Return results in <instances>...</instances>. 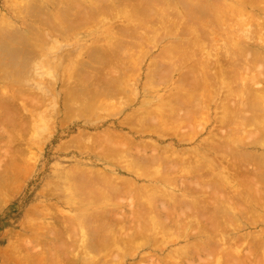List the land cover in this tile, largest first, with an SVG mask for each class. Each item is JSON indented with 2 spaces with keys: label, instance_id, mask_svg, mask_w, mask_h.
<instances>
[{
  "label": "rangeland",
  "instance_id": "obj_1",
  "mask_svg": "<svg viewBox=\"0 0 264 264\" xmlns=\"http://www.w3.org/2000/svg\"><path fill=\"white\" fill-rule=\"evenodd\" d=\"M15 1V2H14ZM36 0H0V48L2 49H0V175H1V177H0V179L2 180H0V264H48V259H50L51 257H49V256H52V258L50 259V260H53V259H55L54 260V263L53 264H65L66 262V264H84V260H85V263H87V264H104V263H107V262H104V261H106V260H104V258H109L110 257V259H111V257L113 256V254H115V253H113L115 250H116V248H117V245L116 244H113L111 241H104L105 239H103V243H101L102 242V240H98L99 238H102L103 236H101V235H103L102 234V232H104V234L106 235V231H105V229L107 228L106 227V225L107 226H109L110 225V222L108 223L107 221H108V218H110L109 219V221L110 220H112L111 221V225L114 223V226L115 225H117V223L119 222V221H117V223H115L116 221L115 220H120V219H122V221H123V223L122 224H118L119 226H115V228L116 227H118V229L120 230V228L121 227H123V229L125 230V228H126V230L127 231H130V234H129V232H127L126 230L124 231L123 230V232H120L119 234H118V236L119 237H117V239H119L120 240V235L121 236H123L124 234H126V238H128V240H130L129 241V243L132 241L133 242V239L135 238H137V236H139V234L141 233V231H142V229H143V234H146L145 236H146V238H145V236H142V233L140 234V236L142 237L141 238V240L139 239L140 238V236H139V238H137V239H139V240H137L136 239V242L134 241V243H132V248H131V244L130 245H128L129 243H128V241H127V239H125V241L127 242V244H125L126 245V247H124L125 249H123V247H122V245H120L119 247L122 249V250H120V249H118V250H120V252H121V255L123 256L124 255V258H123V260H122V257H121V255L119 256V254L117 255L119 258H121V261H118L119 263H116V264H149L150 262H152V264L154 263V261H156V260H159V258L161 259L162 257L161 256H163V255H165L164 257L166 258L167 256H168V258L169 259H166L167 261H169V263L170 262H173V264H202V263H204V264H208V262H209V260H210V257L211 256H214L215 255V258H213L212 260H214L215 262H217L218 261V257H219V251H215L216 253H214L213 251H212V249L214 248V246H215V249L217 248L216 247V245L218 246V243H216V242H214L213 241V237L215 236V235H217V236H215V237H218V236H221L222 234H227L226 236L229 238V236H231V238H234V237H236V235H238V236H244V235H246V234H253V232H254V234L256 233V234H259V233H261V232H264V220H262V216H260V214H259V219H258V212H260L262 215H264V212L259 208V206L257 205L258 203L254 200V202H253V200L252 199H250V200H247L248 202H249V204L248 203H246V200H245V202L244 201H241L242 202V206H245V207H250L249 209L248 208H245V209H248V210H244V212H241V213H238V210L236 211V213L233 211H231V210H229V213H231V215L233 216V214H235L236 215V217H235V215H234V217L235 218H239V220L237 221V222H235V224H236V226H239L240 228H235V224L233 225V223L231 222L233 219L231 218V215H228L227 216V214H229V213H226V214H224V212H223V214H222V212H220V214L219 213H216L215 215H213L214 216V218L216 217V216H219V219H221V221H220V225H221V227L220 226H215V224H214V226H212L213 224H211V222L210 223H208L210 220H208V221H206L205 222V220L204 219H202V217H200L199 218V216H196L195 214H197V215H199L198 213H195L196 212V210H195V206L193 205V203L196 205V202L198 203V201H196V199L198 198V199H202V197H203V195L201 194L202 193V191L204 190V189H201V186L197 183L198 181H199V179L200 178H202V177H200V172H198V171H200V169L202 168V165H203V167H204V165L206 164V168L204 169V171H202V169H201V171L202 172H204V174H205V177H207V176H211V173L212 172H216L217 173V168H216V166H214V165H210L209 164V162H210V160H211V158H212V156H216L217 155V153H215V152H213V150H211L210 151V149H206V147H207V144H208V142L206 143V141L208 140V137H210L213 133H219V136H221L222 135V133H221V127H220V124H219V122H218V119L216 118V116H220L221 114H219V112H217L218 113V115H217V113H216V107H215V105H212L211 104V108H210V113L208 114V123H206L205 121H203V119H202V123L200 122V118H202V117H200L199 116V118H198V120L199 121H197V120H195L198 116H196V118H194V120H195V122H190L191 124H192V126H191V124H189L190 125V127L191 128H189L188 127V125L187 126H185L186 124H184L185 122H184V120H183V116H182V114L180 113L181 111H183V108L181 107V105H179V103L181 104V98L179 97L180 95H182L181 93H182V90L180 89V86H179V84L180 83H175L176 81H178L179 80V76H178V74H176L175 76H170L167 72L165 73V75H164V73H163V69H165V67H163L162 66V68L160 67L159 69H158V67L160 66V64H163V63H165L164 61H163V59H159V58H155V57H157L158 56V54L157 53H161V51H163L165 48H168L170 45L167 43V42H170V38H169V36L168 35H166V34H162V35H157L158 33H159V29L160 28H158V33L156 34V37H155V33H153V35L152 34H150L149 35V37L151 38V36H154V38L155 39H153V37H152V43H151V41L149 42V38H148V36H146V32L147 31H145V30H147V29H143V25L145 26V24L147 25V23H151V22H147V21H150L148 18H146L145 16H144V13H149V9H148V12H147V9L145 10V11H141V12H144L143 13V16H144V18H143V16H141V13H139L140 14V16H141V19L143 18V20H145V24H140V23H135V21H137V20H134V22H132V23H134V24H132L130 21V19L129 18H126L125 16L124 17H122L123 15H121V13H120V15L121 16H119V17H117V12H118V10H117V8H116V10H117V12L116 11H114V12H116L115 14V16L116 17H114L113 18V14H112V11L111 10H113V9H110V7H109V9L107 8L108 7V5H110V3H111V1H113V0H108L107 2H105V4L104 3H102V2H104V1H106V0H63L64 2L62 3L61 1L62 0H37L36 2V4L35 3H33V2H35ZM49 1H53L52 3L51 2H49ZM59 1V3L57 4L56 2H58ZM70 1V2H69ZM142 1V0H141ZM141 1H140V3H141ZM145 1V0H144ZM176 0H173V5L175 4H177L176 2H175ZM196 1H198V0H196ZM200 1L201 0H199V4H200V7L201 8H203V6H206V5H203L204 4V2H202V5H201V3H200ZM203 1V0H202ZM207 1V0H206ZM216 1H218V3H220L219 1L220 0H216ZM215 1V2H216ZM18 2V3H17ZM54 2H55V4H54ZM61 2V3H60ZM101 2V3H100ZM125 2V4L124 3H121V4H119V7H120V5H122L123 4V6H124V8L127 6V5H129V4H135L136 2L137 3H139L137 0H133V1H129V0H125L124 1ZM128 2V3H127ZM130 2H132V3H130ZM143 2V1H142ZM175 2V3H174ZM259 2L262 4V3H264V0H259ZM32 3L33 4H35V6H32V7H30V4L32 5ZM73 3H74V6H72L73 5ZM136 3V4H137ZM259 3V4H260ZM17 4V5H16ZM21 4V5H20ZM22 4H23V6H22ZM38 4V5H37ZM44 4V5H43ZM52 4V5H51ZM100 4L102 5V6H100ZM163 4V3H162ZM41 5H43V8L44 9H42V12L44 11V13H45V15L47 16V18H50L51 19V26H52V23L54 24L53 26H54V29L56 28V29H58V28H61V31H60V29H59V31L58 30H53L52 29V31L50 30V28L48 27V25L49 24H46L47 22H46V20H44L45 21V23H44V21H43V23H42V25H40L41 23L40 22H42V21H39L41 18H39V17H37V16H40L39 14H41L42 12L40 11V12H38L39 10H37V8H39ZM53 5H55V7L53 6ZM58 5V6H57ZM99 5V6H98ZM145 6H146V3L144 4ZM172 5V6H173ZM215 5V4H214ZM217 5V4H216ZM215 5V6H216ZM38 6V7H37ZM53 6V7H52ZM57 6V7H56ZM123 6L121 7V9H123ZM132 5H130V6H127V7H131ZM139 6V5H138ZM141 6H143L142 5V3H141ZM164 7L165 6H167V4L165 3L164 5H163ZM169 6V5H168ZM167 6V7H168ZM183 6V5H182ZM185 6V5H184ZM240 7L242 6V7H244V9H242V11L243 12H246V13H248V14H246V13H243L242 11H241V9H240V11L242 12V13H237V12H239V11H237L236 13L237 14H239V15H237L236 13V15L237 16H235V18H234V16L233 15H231L230 13V15L229 14H226V15H228L227 17H232L233 16V18H227L228 19V21L226 20V23H228L227 25H226V23H225V26H221V29H223L224 27L226 28H228L229 26H230V24H231V26L229 27V29H225L224 28V30L225 31H227L228 30V32H225V33H229V34H231L230 36L231 37H233V36H235V37H233L234 38V42H237L236 44L237 45H243V47L244 46H246V48L248 49H251V50H253V49H255V50H257V51H260V53H261V56H263L264 57V27H262L261 25H263L264 26V22L262 23V19H264V12H258L255 8H253V7H251V6H249V5H247V4H245V5H239ZM87 7V8H86ZM94 7V8H93ZM98 7V8H97ZM159 7H161V6H159ZM169 7H171V5L169 6ZM186 7V6H185ZM184 7V10H188V15H187V13H186V15L184 14L185 13V11L183 12V10H181L182 12H183V17H185L186 16V21H187V23H183L182 24V27L184 26V24L186 25V26H188V24H189V21H190V17L192 18L193 16H191L192 14L190 13V12H192L191 10H189V8H185ZM192 6H190V8H191ZM19 10H18V9ZM25 8V9H24ZM36 8V9H35ZM41 8L42 7H40V10H41ZM47 8V9H46ZM54 10H53V9ZM63 8V9H62ZM91 8H93V11H92V9ZM114 8V9H115ZM173 8V7H172ZM181 8H183V7H181ZM20 9H23L22 11H23V13H21L20 12ZM35 9V10H34ZM58 11H57V10ZM60 9V10H59ZM70 11H69V10ZM168 8H166V11L167 12H170L171 13V18L172 17H175V18H178V20H180L181 18L180 17H177V14L176 13H174L175 11H173L172 12V10H171V8L169 9V11L167 10ZM173 9H177V8H173ZM18 10V11H17ZM26 10H28V11H26ZM29 10H30V12H29ZM34 10V11H33ZM46 10V11H45ZM90 11V13H92V14H90L88 11ZM96 10V11H95ZM105 10H107L108 11V14L107 13H104V11ZM111 11V13H110V11ZM128 12H130V10H128V9H126ZM244 10H246V11H244ZM25 11L27 12V13H25ZM69 11V12H68ZM84 11H86V12H84ZM99 12V14H93V12ZM100 11H102V12H100ZM107 11H105V12H107ZM29 12V13H28ZM36 14H35V13ZM37 12L39 13L38 15H37ZM47 12V13H46ZM71 12V13H70ZM87 13L88 12V14L89 15H91L90 17L91 18H89L87 15H84V13ZM113 12V13H114ZM120 12H121V10H120ZM251 12H252V14H251ZM43 13V14H44ZM49 13V14H48ZM69 13L71 14V15H69ZM100 13H102V14H100ZM151 13L152 12H150V17H149V15H148V17L149 18H154L155 19V17L156 16H152L151 15ZM170 13H169V15H170ZM254 13L255 14H257V16L258 15H260V17H258L257 19V21H259V20H261V22L259 23V22H257V24H254V25H250L251 23H255V22H253V20H252V17H257V16H254ZM26 16H24V15ZM36 15V17H35V15ZM107 14V15H106ZM111 14V15H110ZM118 14H119V12H118ZM147 14H145V15H147ZM153 14V13H152ZM234 14V13H233ZM234 14V15H235ZM81 15H83V16H81ZM92 15H94L93 16V19H92ZM113 15V16H112ZM173 15H175V16H173ZM189 15H190V17H189ZM204 15V14H203ZM249 17H248V16ZM252 17H251V16ZM24 18H23V17ZM29 16V17H28ZM46 16L45 17H43L44 19L46 18ZM76 16V17H75ZM95 16H96V18H95ZM99 16V20H97L98 17ZM103 16V18H101ZM105 16V17H104ZM108 16H109V18H108ZM139 16V17H140ZM152 16V17H151ZM181 17H182V15H180ZM207 16H209L208 18H210V16H211V14L209 15H207ZM207 16L205 17L206 19H204V17H202L204 20H209V22H210V19H208L207 18ZM212 16H214V15H212ZM2 17H4V20H2L3 18ZM19 17V18H18ZM28 17V18H27ZM35 17V18H34ZM52 17V18H51ZM63 17H64V19H65V21L67 20V22H65L64 21V19H63ZM81 17V18H80ZM87 17V19L89 18V19H92V21H90L89 19V21L87 20H85V19H83V18H86ZM169 17V18H170ZM182 17V19H184L185 20V18H183ZM251 17V18H250ZM8 18V19H7ZM39 18V20H37ZM43 18H42V20H43ZM101 18V19H100ZM157 18V17H156ZM175 18H172L173 20L175 19ZM211 18H214V21H216L215 20V17H211ZM35 19V20H34ZM105 19V20H104ZM129 19V20H128ZM138 19H140V18H138ZM148 19V20H147ZM154 19H152V20H154ZM168 19V18H167ZM172 19H170L172 22H173V20ZM225 19H226V17H225ZM248 19H251V21H249ZM30 20V21H29ZM73 20V21H72ZM84 20V22H89V25H88V23L86 24V23H80V21H83ZM95 20L97 21L96 23H95ZM124 22H130V23H124ZM151 20V21H152ZM157 20L159 21V23H160V20H159V18H157ZM157 20L155 21V22H157ZM169 20V19H168ZM169 20V21H170ZM177 20V19H176ZM175 20V22L177 23V21ZM203 20V21H204ZM32 21V22H31ZM38 21V22H37ZM49 21V20H48ZM54 21V22H53ZM69 21V22H68ZM72 21V22H71ZM100 23H99V22ZM212 21V20H211ZM225 21V20H224ZM255 21V20H254ZM8 22H11V25L8 23ZM13 22V23H12ZM35 22H37L36 24H35ZM74 22V23H73ZM144 21H142V23H143ZM155 22H153L154 24H158V22L157 23H155ZM183 22H185V21H183ZM250 22V23H249ZM7 23V24H6ZM36 25H34V24ZM74 24V27L72 26L73 24ZM178 23H180V22H178ZM218 23V22H217ZM217 23L215 22V24H216V26H217V30L218 29H220V25H217ZM222 23V22H221ZM220 23V21H219V24H221ZM258 23L259 24H261V25H258ZM46 24V25H45ZM80 24V25H79ZM95 24H96V26H95ZM132 24V25H131ZM139 24V25H138ZM152 24V23H151ZM8 25H10V26H12V27H10V26H8ZM32 25V27H33V25H34V28H31L32 29V33H30L31 32V30H26V29H29V26H31ZM39 25V26H38ZM45 25V26H44ZM56 25H58V26H56ZM82 25V26H81ZM127 25H130V28H125L124 26H127ZM136 25V26H135ZM149 25V24H148ZM153 25V24H152ZM156 25H153V26H156ZM168 25V24H167ZM170 25V24H169ZM211 25H214V24H212L211 23ZM229 25V26H228ZM256 25H258V26H260V28L258 27V26H256ZM8 28H7V27ZM66 26V27H65ZM69 26L70 27H72V28H69ZM82 27L81 29L79 28V27ZM150 27H151V25H149ZM152 26V27H153ZM185 26V27H186ZM215 26V27H216ZM28 27V28H27ZM38 27H40V28H38ZM58 27V28H57ZM68 27V28H67ZM94 27V28H93ZM120 27V28H119ZM125 28L126 29V32L124 31L125 29H123V28ZM150 27L148 28V27H144V28H148L149 29V31L151 30L150 29ZM185 27H183V28H185ZM219 27V28H218ZM67 28V29H66ZM78 29L76 32H73V30L75 31V29ZM84 28V29H83ZM136 28H138V31L139 30H141V31H139V33L141 32V33H143V35L140 33V35L142 36V37H147V40H146V42H145V40H144V44L142 45V47L140 46H136L137 45V43H135L136 45H135V47H137V48H135L134 47V45H132L133 43H134V40L135 39H137L138 38V36H139V38L137 39V40H139L140 39V35H139V33L137 34V38H135V37H133L134 38V40H133V38H132V35L134 36V35H136V32L134 31V29H136ZM164 27H161V29H163ZM259 28V29H258ZM10 29V30H9ZM18 29H19V31H21V32H18V33H16L17 31H18ZM36 29L37 31L36 32H38V31H40V29L42 30V31H47L48 30V32H50L51 33V38L53 37L54 38V41H53V39H52V41H51V39H46V38H41V40L43 41V40H45L46 42L48 41L50 44H49V46L47 47L46 45H48V43L46 44V45H42V44H45L44 42L42 43V41H39L40 40V37L41 36H44V35H40V37L38 36V42H37V36H36V34H34V30ZM165 29V28H164ZM160 30L162 33L163 32H167L166 30ZM123 32H122V31ZM229 30H230V32H229ZM250 30V31H249ZM25 31V34L26 35H23L22 33ZM42 31H40V32H42ZM68 31V32H67ZM79 31V32H78ZM121 31V32H120ZM128 31V32H127ZM131 31V32H130ZM148 31V32H149ZM254 31V32H253ZM12 32H13V34L14 33H16L14 36H12L13 34H12ZM27 32V33H26ZM119 32H120V34H119ZM219 32H221V34L222 35H226L224 32L222 33V31H218V33ZM39 33V32H38ZM38 33H37V35H38ZM43 33V32H42ZM59 33V34H58ZM152 33V32H151ZM234 33V34H233ZM8 34V35H7ZM12 34V35H11ZM20 34H22V35H20ZM33 36H32V35ZM55 34V35H54ZM61 34H63V35H61ZM110 35L111 36V38H110V36H107V35ZM220 33H219V36L218 37H220V41L218 40V37H216V39L218 40V42L220 43H218L219 45H220V47L222 48V46H223V44L222 43H225V40H222V38L223 39H227L228 37H226L225 38V36H222ZM251 34V35H250ZM7 35V36H6ZM17 35V36H16ZM59 35V36H58ZM66 35V36H65ZM72 35V36H71ZM118 35H121V36H118ZM186 35V34H185ZM190 34H188L187 35V37H185L184 35H182V34H180V36H179V39H178V41H180V40H187V39H189L188 38V36H189ZM11 36V37H10ZM21 38H20V37ZM29 36H32V37H29ZM36 36V37H35ZM60 36H63L64 38H62V37H60ZM108 38V40H107V38ZM129 36V37H128ZM130 36H131V38H130ZM164 36H165V38H164ZM166 36H168V37H166ZM182 36V37H181ZM216 36H217V34H216ZM222 36V37H221ZM254 36V37H253ZM9 39H8V38ZM16 37V38H15ZM19 37V38H18ZM24 37H26V38H30V41L28 40L27 41V39H25ZM35 37V38H34ZM115 37L118 39H116V41H115ZM124 37V38H123ZM141 37V38H142ZM145 37V38H146ZM160 37V38H159ZM189 37H191V35L189 36ZM253 37V38H252ZM24 38V39H23ZM34 38V39H33ZM106 38V39H105ZM110 38V39H109ZM112 38H114V39H112ZM156 38H158L157 40H156ZM162 38H164V39H162ZM204 38V37H203ZM215 38V37H214ZM250 40H249V39ZM119 39H121V41L119 40ZM144 39V38H143ZM209 39V40H208ZM17 40V41H16ZM208 40V42H210V41H212V39L211 38H209V36L208 37H205V41H207ZM229 40H230V37H229ZM228 39L226 40V41H229ZM252 40H254V42L252 41ZM28 42V44L26 43V42ZM57 41V42H56ZM110 41V42H109ZM141 41V40H140ZM156 41H157V43H156ZM224 41V42H223ZM233 41V39L231 38V40L229 41L230 43ZM242 42V43H239V42ZM11 42V43H10ZM129 42V43H128ZM133 42V43H132ZM137 42V41H136ZM149 42V43H148ZM222 42V43H221ZM253 42V43H252ZM16 43L18 44L17 45V47H16ZM30 43L31 44H33V46L35 45H38V47L40 46V44L42 45V46H46V48L48 49H46V48H44V50L41 52L40 51V49L42 50V48L41 47H39L38 49L37 48H34L33 49V46L31 45L30 46ZM113 43V44H112ZM130 44L129 46H128V48H127V46H126V44ZM132 43V44H131ZM141 44L143 43V42H140ZM211 43V42H210ZM212 43H214V42H212ZM52 44V45H51ZM138 44H139V41H138ZM149 44V46L147 47V45ZM229 44V43H228ZM235 44V45H236ZM64 45H65V47H64ZM69 45V46H68ZM113 45V46H112ZM122 45V46H121ZM144 45H146V54H145V56H144V54H143V56H138V55H141L142 53H143V50H139V48H143V46ZM222 45V46H221ZM234 45V44H233ZM24 46V47H23ZM119 46V47H118ZM126 46V47H125ZM166 46V47H165ZM3 47V48H2ZM4 47H6V48H4ZM7 47H8V49H7ZM37 47V46H36ZM60 47H61V49H60ZM62 47H64V48H62ZM122 47V48H121ZM226 47V46H225ZM225 47H223L224 48V50L226 51V49H225ZM232 47V46H231ZM231 47H229L230 48V51L232 50L233 51V49H231ZM237 47V46H236ZM240 47V46H239ZM242 47V46H241ZM16 48L18 49V50H16ZM51 48V50H49ZM92 49V51L94 52V50H95V52L94 53H96V50H98V52L99 53H96L97 55H99V54H101L102 52V55H99V58H100V56H103V54L105 55V57L103 58L104 60H108L106 57H107V54L109 55L108 57H110V55L112 54V52H115L116 53V58H118V56L121 58V60H118V59H116L115 58V60L113 59L114 57H112L113 56V54H112V59L114 60V61H118V64H120L119 62H121L122 60L124 61V64L123 65H128L129 64V62L131 63L130 65H129V67H131V68H133L134 69V67H135V69H136V67H139V65H141V67L138 69V71L136 70L135 72H133L132 70H131V68H129V70L128 71H130L131 70V72H133V73H131V72H129L128 74L126 73L127 71L125 70V68H127V67H125L124 66V68H120V65L119 66H117L118 67V70H117V68H114V66H113V63L112 64H108L109 62L108 61H104V60H102V58L100 59V60H102L104 63H106V64H108L107 65V67L108 66H110L111 65V67L112 68H114L115 70H113V71H118L116 74H118L119 72L122 74V75H124V76H127L128 78V81L130 80V82H132V84L131 83H129L128 81H127V79L124 77V76H122V79H121V74H119L120 76V81H116L117 79H118V76H117V79L115 78L116 77V74L114 75V73L115 72H112L113 74H110V71H111V69H109V67L108 68H104L103 67V64H101L102 63V61L101 62H99L100 60H99V58H97L95 55H93L94 53H92V51H91V57H92V59H91V57L89 58L87 55L89 54V52H90V49ZM111 48H115V51H113V49L111 50ZM118 48V49H117ZM125 48V49H124ZM145 48H143V49H145ZM164 48V49H163ZM223 48L222 49H220V51L222 52L221 54V56H222V58H223V61H225V59H224V55H225V53H224V51H222L223 50ZM7 49V50H6ZM11 49V50H10ZM22 49V52L20 51ZM32 49V50H31ZM53 49V50H52ZM55 49H56V51H55ZM60 49V50H59ZM100 49V50H99ZM102 49L105 51V50H107V51H105V53H107V54H105L104 53V51H102ZM121 49H123V51H118V50H121ZM138 49V50H137ZM245 49V48H244ZM248 49V51H250ZM17 51V53H18V51H19V54H17V53H15V51ZM28 50V51H27ZM31 51V54H33V52H35V50L39 53V55H36L37 53L35 52L34 53V56L33 55H28V53ZM59 50V51H58ZM127 50V51H126ZM149 50V51H148ZM9 51V52H8ZM24 51V52H23ZM25 51L27 52V53H25ZM33 51V52H32ZM102 51V52H101ZM126 51V52H125ZM140 51H142L141 53H138V52H140ZM145 51V50H144ZM231 51V52H232ZM246 49H245V51H243V52H248ZM7 52H8V54H7ZM11 52H13V53H11ZM21 52V53H20ZM45 52V53H44ZM49 52V53H48ZM101 52V53H100ZM122 52H125V54L123 53V56L121 55L122 54ZM130 52V55H133V56H129V54L127 55V53H129ZM134 52H137L138 54L137 55H134L133 53ZM243 52H241V57L243 56V55H245V54H243ZM10 53H11V55H10ZM26 54L27 56H29V58L31 57V58H33L32 59V61H34V62H32L31 61V58H30V60H29V63H27L26 62V59L28 58L27 56H23V54ZM145 53V52H144ZM230 53V52H229ZM233 53V52H232ZM231 53V54H232ZM41 54V55H40ZM44 54V55H43ZM50 54V55H49ZM263 54V55H262ZM13 55H15V56H13ZM20 56V58H18L19 56ZM45 55H47L46 57H45ZM52 55V56H51ZM89 55V56H90ZM115 55V54H114ZM161 55V54H160ZM220 55V54H219ZM233 55V54H232ZM55 56V57H54ZM95 56V59H97V61H98V63L96 62V60L95 59H93V57ZM136 56H138V57H136ZM4 57H6L5 59H3ZM13 57V58H12ZM27 57V58H26ZM36 57V58H35ZM37 57H38V59H37ZM44 57V58H43ZM110 57V58H111ZM142 57V58H141ZM144 57V58H143ZM160 57V56H159ZM241 57H238L240 60H242V63H243V59H241ZM24 58V60H22ZM26 58V59H25ZM28 58V59H29ZM41 58H42V60H41ZM88 58V59H87ZM136 58H137V62L136 61H134V59L136 60ZM163 58V57H162ZM243 58V57H242ZM13 59V60H12ZM15 59V60H14ZM54 59V60H53ZM139 59V60H138ZM154 59V60H153ZM156 59V60H155ZM160 60L159 62H157L158 60ZM244 59H245V57H244ZM50 60V61H49ZM65 60V61H64ZM91 60H93L92 62H91ZM109 60H111V59H109ZM152 60V61H151ZM15 61H17V62H15ZM22 61V62H21ZM25 63H24V62ZM28 61V60H27ZM38 61H39V63H41L40 61H42V62H44V64L43 63H41V64H39L40 65V67L39 68H44L45 66H46V69H43L44 71H42V69L40 70V69H38V68H34L33 66L34 65H37L38 64ZM79 61V62H78ZM83 62V64H81L80 62ZM112 61V60H111ZM116 61V62H117ZM122 61V62H123ZM140 61H142V62H140ZM162 61H163V63H162ZM3 62V66L1 65V63ZM10 63V65H11V67L12 66H14V67H12V68H10V66H7L6 67V64H5V67H4V63ZM12 62V63H11ZM14 62V63H13ZM37 62V63H36ZM84 62H87V63H84ZM108 62V63H107ZM126 62L128 63V64H126ZM132 62H134L133 64H132ZM139 62V63H138ZM152 62H154V63H156V65L154 66V68H153V65L152 64H150V63H152ZM261 62V61H260ZM260 62H258V66L256 67V69H254V71L255 70H257V71H261L262 72V68L264 69V67H262V66H264V62H263V64L261 65V67L259 66L260 65ZM24 63V64H23ZM31 63V64H30ZM48 63V65H46ZM111 63V62H110ZM115 63V62H114ZM13 64V65H12ZM25 64H26V66H25ZM30 64V65H29ZM79 64H80V66L81 65H84V66H79ZM85 64H87V65H85ZM89 64V65H88ZM106 64H104V65H106ZM115 64H117V63H115ZM117 64V65H118ZM138 64V65H137ZM159 66H158V65ZM240 62H239V67L241 68L242 66H243V64H242V66H240ZM8 65V64H7ZM16 65L18 66V65H20V66H18V67H20L19 69H18V67H16ZM32 65V66H31ZM39 65H37V66H35V67H38ZM100 65H102V66H100ZM121 65H122V63H121ZM122 65V66H123ZM131 65H133V67L131 66ZM163 65H166V64H163ZM23 66V67H22ZM30 66V67H29ZM42 66H44V67H42ZM48 66V67H47ZM75 66V67H74ZM76 66H78V68H76ZM89 66V67H88ZM121 66V67H122ZM156 66H157V69H156ZM26 67V68H25ZM91 67V68H90ZM98 67H100V68H102L103 69V71L105 70V69H107L109 72V75H113L112 77L111 76H109V78L107 79L108 81H109V83H108V81H107V83H106V86L107 85H109L110 84V77L113 79H115V80H112L113 82L115 81L116 83L118 82H120L121 84H122V86H119V84H117V87L116 88H118V86L122 89V96L121 95H119L120 93H119V89L120 88H118V90L117 91H115L116 89H115V87L113 88V92H115V95H114V93L113 92H107V94H111V95H108V97L109 96H111L112 98H113V101H111L112 99L109 97H107V95H105V93H106V91H105V93L103 92V88L101 87H99V90L101 89L102 90V92L101 91H99L98 90V88H97V91H95V88H94V90H92V91H94L95 93L93 94V92H92V94H93V96L95 97V96H97L98 95V97H102V99L101 98H98V97H95L94 99H95V101L96 102H98V103H94L93 104V99H92V104L91 105H87L88 107H89V110H90V112H92V113H90L89 112V110H86L87 112L86 113H88V114H86L85 113V110H84V114L82 113V111H81V113L83 114V116H81L82 118H80V114H79V112L78 111H75V109L76 108H78V107H81L83 104H84V102L85 101H87V103L89 102V100H85V101H83V99L82 98H84L85 96L86 97H90L91 96V94L89 93V92H91V91H89V89L88 88H85V87H88V84L87 83H89V85H90V82H91V80H94V78H96L95 80H97L98 79V83H101V82H103V78H104V76H102V79L101 78H99V76L96 74V72H102L101 74H105V72L103 73V71L100 69V68H98ZM116 67V66H115ZM150 67H151V69H150ZM259 67H260V69H259ZM3 68V69H2ZM7 68H10L11 70L12 69H14L15 70V74L13 73V71H9V70H7ZM24 68V69H23ZM27 68H28V73H25V72H27V71H25V70H27ZM30 68V69H29ZM32 68V69H31ZM34 68V69H33ZM75 68V69H74ZM95 68H98V70H101V71H96L95 72V70H97V69H95ZM259 70H258V69ZM2 69V70H1ZM6 69V71H8V72H6V71H4ZM48 69V70H47ZM72 69H73V72H74V70H75V72L73 73V74H71L72 72ZM77 69H78V71H77ZM81 69L83 70V72H81ZM94 69V70H93ZM119 69H120V71H119ZM134 69V70H135ZM17 70H18V72H17ZM19 70H20V72H19ZM30 70V71H29ZM51 70V71H50ZM84 70L88 73V75L87 76H85V78L82 80L81 78H83V77H81V78H76L77 76L78 77H80L81 75H83L82 73H84V74H86L85 72H84ZM162 70V72L161 73H163V78H164V76H167V79H169V80H166V81H164L166 78H164V80H163V78L160 76V79H159V72ZM39 71L42 73V77H41V74L39 73ZM46 71V72H45ZM80 71V72H79ZM124 71H126V72H124ZM151 71V72H150ZM159 71V72H158ZM165 71H167V68H166V70ZM4 72H6V73H8V74H11V77L9 78V75L7 74V75H4L5 73ZM13 74H12V73ZM30 72V73H29ZM31 72H32V74H31ZM37 72V73H36ZM92 73V72H94L96 75H97V77H94V76H89V73ZM138 72V73H137ZM150 72V73H149ZM154 72H158V73H154ZM252 72V71H251ZM256 72V71H255ZM263 72H264V70H263ZM263 72L261 73L262 74V77H264V74H263ZM33 73H35V76L33 75ZM51 73H52V75H51ZM66 73H68V74H66ZM108 73H106V76L105 77H107V74ZM254 73V72H253ZM23 74V75H22ZM25 74H27V76L28 77H25ZM29 74V75H28ZM39 74V75H38ZM81 74V75H80ZM93 74V73H92ZM153 74H155V75H153ZM167 74V75H166ZM256 74H257V72H256ZM256 74H254V75H256ZM94 75V74H93ZM100 75V74H99ZM131 77H133L132 79L131 78H129L130 76ZM161 75V74H160ZM170 76V78H168L169 76ZM248 75L250 76L251 74L250 73H248ZM7 76H8V78H7ZM18 76H22V77H20V78H22V79H20ZM24 76V77H23ZM30 76V77H29ZM69 76V77H68ZM75 76V78H73ZM84 76V75H83ZM115 76V77H114ZM154 76H156V77H154ZM256 76H258V74L256 75ZM259 76H261V75H259ZM87 77V78H86ZM91 77H94V78H92L91 79ZM124 77V78H123ZM261 77V78H262ZM14 78V79H13ZM20 80H19V79ZM25 79V81H24V79ZM55 78V79H54ZM68 78V79H67ZM147 78H150V80H151V78H152V80L150 81L149 79H147ZM154 78V79H153ZM178 78V79H177ZM260 77H258V79L257 80H255L256 81V83H254L253 81L251 82V83H249V84H252V85H250V87L249 88H251V89H253V87L254 86H256V88L254 87V89L253 90H258L257 89V86L261 89V85H262V87L264 86V83L263 82H261L262 81V79H261ZM12 79V80H11ZM27 79V80H26ZM89 79V82H87V80ZM101 80V82H100V80ZM110 79V80H109ZM125 79H126V81H125ZM177 79V80H176ZM74 80H76L75 82H74ZM123 80V81H122ZM176 80V81H175ZM259 80V81H258ZM261 80V81H260ZM18 81V82H17ZM39 81V83H37ZM50 81V82H49ZM79 81L81 82L80 84H79ZM124 81H125V83H124ZM147 83H146V82ZM264 81V80H263ZM65 82V83H64ZM73 84H72V83ZM95 82V81H94ZM113 82H111V83H113ZM149 82H152L153 83V85L152 84H150ZM154 82H155V84H154ZM17 83V84H16ZM38 85H37V84ZM64 83V84H63ZM76 83H78L77 85H76V87H74V85L76 84ZM82 83H84V84H82ZM86 83V84H85ZM92 84H91V86L92 85H94L95 86V84L97 83H93V81L91 82ZM97 83V84H98ZM116 83H113L114 85H116ZM124 83V84H123ZM126 83L128 84V86H129V84H130V88L129 87H127L125 90L122 88L123 86L124 87H126L127 85H126ZM239 83H241V82H239ZM239 83L236 85V86H239ZM23 84V85H22ZM70 84V85H69ZM96 84V85H97ZM102 84V83H101ZM100 84V85H101ZM103 84H104V82H103ZM102 84V85H103ZM120 84V85H121ZM148 84L149 85H151V86H148ZM242 84V83H241ZM241 84H240V86H241ZM260 84V85H259ZM65 85V87H63V86ZM82 86L83 85V87L86 89V92L85 93H89L90 94V96H89V94H88V96L87 95H83L84 97H82L81 98V93H79L80 94V99L79 98H77V97H79L78 95H77V89H79L80 88V86ZM86 85V86H85ZM111 85V84H110ZM70 86V87H69ZM90 86V89H93V87H91ZM148 86V87H147ZM24 87V88H23ZM38 87H39V89H38ZM72 87H74V88H76L75 90H72V89H70V88H72ZM83 87H82V89H83ZM98 87V86H97ZM103 87H104V85H103ZM152 87H153V89H152ZM18 88V89H17ZM73 88V89H74ZM110 88H112V85L110 86ZM135 89V90H133V89ZM16 89V90H15ZM29 89V90H28ZM68 89L70 90L69 92H68ZM81 89V90H82ZM84 89V90H85ZM107 91H111L110 89H107V87L105 88ZM115 89V90H114ZM120 89V90H121ZM177 89H178V91H177ZM18 90H20V91H18ZM26 90V91H25ZM67 90V91H66ZM88 90V91H87ZM144 90V91H143ZM243 90H245V88L243 89H241V92L243 91ZM249 90V89H248ZM248 90H246V93H245V91L243 92V97H241V98H245L246 97V95L248 94L247 93V91ZM16 91L18 92V93H16ZM171 91V92H170ZM20 92V93H19ZM31 92V94H29ZM50 93V95L49 96H47L48 94ZM74 92H76V96L74 97V95H75V93L73 94ZM78 92H82V91H80V89H79V91ZM118 92V93H117ZM175 92V94L176 93H178V92H181V93H179L180 95H177L176 96V98L175 97H173L172 99L173 100H171V101H173V102H175V99L178 101V100H180L179 101V103L178 104H176L177 102H175V104L172 102V103H167V102H169V100L171 99V96H175V95H173V93ZM23 93H24V95H23ZM54 93V94H53ZM69 93V94H68ZM70 93H72V96H70L71 94ZM84 93V94H85ZM104 93V94H103ZM126 93V94H125ZM171 95H169V94ZM238 93H240V90H239V92ZM28 94V95H27ZM68 94V95H67ZM119 95V96H121V97H123L124 98V100H122L123 98H121V97H119V96H117V95ZM124 94V95H123ZM19 95V96H18ZM27 95V96H26ZM31 95V96H30ZM240 96H242V93L241 94H239ZM20 96H22V97H20ZM24 96L25 97H28L29 96V100H28V98L26 99V98H24ZM39 96V97H38ZM67 96V97H66ZM125 96V97H124ZM133 96H134V98H133ZM261 96H262V98H260L259 100L261 101V103H260V101L258 100L257 102H259L260 103V106H259V110H257V114H259L258 115V119H259V121H260V119H261V117H263L264 116V102L262 101V99H264V94H261ZM20 97V98H19ZM30 97H32L31 99L33 100H31V102H30ZM42 97V98H41ZM43 97H44V99H43ZM69 97V98H68ZM108 99H107V98ZM115 97V98H114ZM177 97H179V99H177ZM19 98V99H18ZM21 98H22V100H21ZM92 98V97H91ZM100 100H98V99ZM119 98H120V101H119ZM170 98V99H169ZM25 101H24V100ZM35 99V100H34ZM38 99V100H37ZM75 99H79L78 101H82L83 102V104L82 103H80V102H77ZM86 99V98H85ZM88 99V98H87ZM127 99V100H126ZM148 100V102H147V100ZM149 99H150V101H149ZM164 99V100H163ZM166 99V100H165ZM169 99V100H168ZM240 99V98H239ZM238 99V100H239ZM243 99H240V100H243ZM37 100V101H36ZM41 100H43V101H41ZM73 100V101H72ZM91 100V99H90ZM103 100H105V101H103ZM117 101V103L118 104H116L114 101ZM1 101H2V104H1ZM6 101H8V103L6 102ZM39 101H41L40 103H38ZM106 101H109V103L107 102L106 103ZM110 101H111V103H110ZM124 101H125V103L126 102H128V103H124ZM170 101V102H171ZM29 102H30V104H29ZM36 102H37V104L38 105H36ZM75 102V103H74ZM106 103L105 105L103 104V103ZM115 104H114V103ZM121 102H123L122 103V105H126L127 107H125V106H121L119 103H121ZM166 102V103H165ZM28 103V104H27ZM35 103V104H34ZM73 105H72V104ZM263 103V104H262ZM19 104V105H18ZM21 104V105H20ZM25 104H27V105H25ZM32 104V105H31ZM77 104V105H76ZM79 104V105H78ZM81 104V105H80ZM86 104V103H85ZM108 104V105H107ZM111 104V105H110ZM128 104V105H127ZM258 104V103H257ZM257 104H255V106L254 107H257ZM25 105V106H24ZM116 105H118V106H115ZM119 105L122 107V109H121V111L120 112H118V113H120V114H118V113H115L117 110L116 109H118V111L120 110L119 108ZM168 105V106H167ZM169 105H172L173 106V108H172V106H169ZM178 105V106H177ZM259 105V104H258ZM14 106V108H13V110H12V107ZM87 106L85 107L86 109H88L87 108ZM90 106L91 107H93L94 109H96L97 108V110H95V112H93V111H91V108H90ZM95 106H96V108H95ZM101 106V107H100ZM106 106H108V108L106 107ZM146 106V107H145ZM166 108H165V107ZM192 106V105H191ZM191 106H190V108H191ZM9 107V108H8ZM27 108V110H26V108ZM70 107V108H69ZM71 107H73V109L71 108ZM123 107H124V109H123ZM164 107V108H163ZM179 109H178V108ZM194 107V106H193ZM192 107V108H193ZM260 107L261 108H263L262 110H263V113L261 114V113H259L258 111H260ZM16 108V109H15ZM67 108V109H66ZM75 108V109H74ZM92 108V109H93ZM99 108H100V111H99ZM114 110H116V111H112L113 109ZM144 108V109H143ZM156 108H157V110H156ZM11 109V110H10ZM25 109V110H24ZM158 109H160V111H159V113L160 114H162L161 113V111L162 110H164V115L168 118V116L170 115V117H169V119L171 120V117H172V120H173V116L175 115V117L176 118H178V116H179V118H178V120L180 121L181 119H182V121H180V122H184V123H180V122H178L177 121V123L175 122V124L172 122V124L173 125H171V123H170V121H169V119L167 120V121H169V123H167V124H165L164 126L163 125H159L161 128H159V126H158V128H159V130L158 129H156L157 128V126H156V128H154L155 127V124L154 123H156V122H153V124L154 125H152L151 124V121L149 122V117L150 118H153L154 119V117H159L157 120V122H158V124L160 123V121H161V116H160V114L158 113ZM10 110V111H9ZM133 110V111H132ZM175 110H177V111H175ZM248 110V109H247ZM246 109L243 111V113L245 114H247V116H249L250 115V110H248V111H250V112H248ZM254 110H255V108H254ZM6 111V112H5ZM70 111V112H69ZM74 111V112H73ZM107 111H109V112H107ZM112 111V112H111ZM173 111V112H172ZM179 111V112H178ZM77 112H78V114H77ZM113 112H114V114H113ZM122 112V113H121ZM137 114H136V113ZM156 112V113H155ZM175 112V113H174ZM8 113V114H7ZM12 113V114H11ZM75 113V114H74ZM100 113V114H99ZM110 113V114H109ZM112 113V114H111ZM133 113H135L133 116H132V114ZM142 113V114H141ZM145 113V114H144ZM150 114V116H149V114ZM158 113V114H157ZM177 113H179V114H177ZM184 113V112H183ZM216 113V114H215ZM7 114V115H6ZM67 114V115H66ZM86 114V115H85ZM97 114V115H96ZM140 114L141 115H145V117H146V119L145 120H147L148 119V123H150L151 125L148 127H146V129L144 130L143 128H144V126H143V130H141L140 129V126L141 125H143L142 123H141V125L138 123V121L136 120V119H141V118H144V116H142L141 118H137V117H135L136 119H134V116L136 115H138V117H140ZM152 114V115H151ZM168 116H167V115ZM181 114V115H180ZM205 114H207V113H205ZM5 115H6V118H5ZM9 115H13L12 117L11 116H9ZM78 115V116H77ZM99 115V116H98ZM107 115V116H106ZM147 115V116H146ZM260 115H262V116H260ZM74 116V117H73ZM101 116V117H100ZM104 116V117H103ZM180 116H182L181 118H180ZM207 115H205L204 117H206ZM242 116H243V114H242ZM260 116V117H259ZM8 117V118H7ZM128 117H130V119H127ZM174 117V119H176ZM244 118H247L246 116H243ZM4 120H3V119ZM126 118V119H125ZM163 118H165L164 116H163ZM207 118V117H206ZM62 119V120H61ZM152 119V120H153ZM205 119V118H204ZM17 120V121H16ZM122 120H123V122H122ZM134 121V120H136V121H134V123L135 122H137L138 124H139V126H137L138 124H133V122H132V124L133 125H135V128L137 129H133L132 127H134V126H131V124H129L131 121ZM143 121H145L144 119H142ZM165 121H166V119H165ZM173 121H175V120H173ZM197 121V122H196ZM261 121H262V123H261ZM260 122H259V124L261 123V130H262V132L263 133H261V137H260V139H259V141L261 142V141H263L262 143H257V145H259L258 146V152L260 153V154H262L263 156H264V118H263V120H261ZM15 122V123H14ZM17 122H18V124H17ZM22 122V123H21ZM125 122H129V123H126L125 124ZM199 122V123H198ZM205 122V123H204ZM14 123V124H13ZM124 123V124H123ZM144 123V122H143ZM179 123V124H178ZM195 123H197V124H201L202 126H204L203 127V129H202V127L201 128H197L198 126H200V125H198L197 126V124H195ZM203 123H204V125H203ZM22 124H23V126H22ZM118 124V125H117ZM121 124V125H120ZM129 124V126L130 127H128L127 125ZM157 124V123H156ZM177 124V125H176ZM180 124H183V127L186 129V130H184V128L183 127H180V126H182V125H180ZM188 124V123H187ZM249 125H251L250 123H248ZM257 125H255V127L254 126H252L251 125V128H249V125H248V127H246V134L244 133V135L246 136V139H248L247 138V134L249 133V131H251V133H253L254 131L253 130H257L258 131V129H255L256 127L257 128H259V124L258 123H256ZM144 125H146L145 123H144ZM149 125V124H148ZM169 125L172 127V129H173V133L172 132H169L170 130H171V127H169ZM253 125H254V123H253ZM22 126V127H21ZM154 126V127H153ZM162 126L164 127V128H162ZM175 126H177V128H175ZM197 126V127H196ZM4 127V128H3ZM113 127V128H112ZM118 127V128H117ZM187 127V128H186ZM263 127V128H262ZM124 128V129H123ZM148 128H150V130H148ZM154 130H153V129ZM166 128V129H165ZM169 128V129H168ZM180 128H183L182 129V131H180V133H182V134H180V133H178V131H179V129ZM193 129V130H191V132H188V130L189 129ZM196 128H197V130H199V132L197 133L195 130H196ZM220 128V129H219ZM224 128V127H223ZM226 128V127H225ZM224 128V129H225ZM247 128L248 129H251V130H247ZM139 129V130H138ZM156 129V130H155ZM161 129V130H160ZM129 130V131H128ZM151 131V133L150 132H148V131ZM152 130L153 131H157V132H152ZM181 130V129H180ZM112 131V132H111ZM124 131V132H123ZM146 131H147V133H146ZM164 131V134H162V132ZM168 132V133H165V132ZM190 131V130H189ZM201 131V132H200ZM211 131L213 132V133H211ZM253 131V132H252ZM100 132H101V135H103V134H105V133H107V132H111V133H109V134H116L115 135V137H117V135H119L118 137H121V136H123V138H121L122 139V141H123V139L125 140L126 138L125 137H127L128 139L130 138V140H131V142H132V146H134V147H137V148H139V150L138 149H136V153L134 152V156H137V153L139 152V154H138V156H142V155H144V153L145 154H149V155H151V154H154V157H156L157 155H160L161 154V156H162V154H163V151L164 152H168V154L165 156L166 157V159L164 160V161H166V164H165V166H164V164H162L164 161H162L161 162V170H162V172H161V170H160V172L161 173H170V171H169V169H168V167H167V165L168 166H170L169 164H170V162H171V165L172 166H174L175 164H182L183 166H181V165H179V166H181V167H183V168H179L178 167V165H175V166H177V168H179V170H178V173H177V168L175 169L176 171H172L174 168H172V167H170V170H171V172H173V174L171 173V176H172V180H173V177H175V178H177L176 180H175V182L174 181H172V180H169L170 182V184L171 185H173V183L172 182H174V184L176 185H173V186H171L169 183H165V182H163V184H162V182L161 181H163V180H161V176H164V175H160V174H155L154 175V177L153 176H151L150 177V179H145V178H142V177H140L139 178V176H138V174H136V172L135 173H132V172H134V171H132V172H129V170L127 169H125L124 167H122L123 165H119V163H120V161H119V163L118 164H116L118 161V154H116V156H115V154H112L113 156H115L114 158L116 159H114V158H110L111 160H109L108 161V157H105V156H102L103 155V153L101 152L102 151V149L99 151V152H95L94 150L97 148V147H92V148H94V152H92V151H89V149H88V151H87V147H85V146H81L82 147V149L80 148V149H78L79 147V145L77 146L76 145V147H75V143L74 144H71V143H73V141H71L75 136L76 137H81V135L84 137H82L83 139H85V136H89V137H95V135L94 134H96V133H99L100 134ZM125 132H127V133H125ZM192 132H193V134H192ZM86 133H88V134H86ZM149 133V134H148ZM153 133V134H152ZM184 133V134H183ZM187 133H188V135H187ZM189 133H190V135H191V137L189 138ZM195 133V134H194ZM10 134V135H9ZM14 134V135H13ZM98 134V135H99ZM173 134V135H172ZM178 134H180V135H182V137L180 136V135H178ZM16 135V136H15ZM90 135H92V136H90ZM94 135V136H93ZM100 135V136H101ZM253 135V134H252ZM97 136V135H96ZM183 136H185V137H183ZM188 136V137H187ZM75 137V138H76ZM78 137V138H79ZM207 137V138H206ZM212 137H213V135H212ZM211 137V138H212ZM215 137V136H214ZM250 137V136H249ZM253 137V136H252ZM74 138V139H75ZM77 138V139H78ZM82 138H80V139H82ZM6 139H8V140H6ZM11 139V140H10ZM245 139V141H249V140H246ZM251 139V138H250ZM256 139V138H255ZM263 139V140H262ZM252 140V139H251ZM250 140V141H251ZM71 141V142H70ZM77 140H75V142H76ZM85 142H87V139H85L84 140ZM136 142L137 144H135L134 142ZM153 141V142H152ZM66 142H68V144H70L69 145V148L67 147L68 146V144L66 143ZM142 142V143H141ZM145 142H147V144H151L150 146L148 145H145ZM149 142V143H148ZM7 144V145H5V144ZM62 143V144H61ZM65 143V144H64ZM134 143V144H133ZM144 144L143 146H144V148H145V146H146V148L143 150L142 149V147L140 146V144ZM152 143H153V145L155 146V147H153V148H150L151 146H152ZM160 143V144H159ZM9 144H10V146H9ZM76 144H78V142L76 143ZM130 144V143H129ZM138 144H139V146H138ZM162 144V145H161ZM202 144H204V145H202ZM205 145H206V147H205ZM18 146H19V148H18ZM62 146V147H61ZM158 146V147H157ZM163 148H162V147ZM10 147V150L12 149V151H10L8 148ZM72 147V148H71ZM73 147H75V148H73ZM149 149H148V148ZM161 147V148H160ZM165 147L167 148L166 150L167 151H165ZM202 147H204V149L202 148ZM62 150H61V149ZM67 148V149H66ZM77 148V149H76ZM92 148L90 149V150H92ZM156 148V149H155ZM160 148V149H159ZM19 149V150H18ZM162 149V150H161ZM171 149V150H170ZM198 149L200 150V151H198ZM254 149H257V148H254ZM21 150H23L22 152H21ZM81 150V151H80ZM138 150V151H137ZM156 150V151H155ZM207 150V151H206ZM260 150V151H259ZM5 151V152H4ZM7 151V152H6ZM25 151V152H24ZM135 151V150H134ZM140 151L141 152H144V153H140ZM153 151H155V152H153ZM162 151V152H161ZM173 151V153L172 154H169V153H171ZM24 152V153H23ZM161 152V153H160ZM176 152V153H175ZM205 152V153H204ZM157 153V154H156ZM197 153H200V154H197ZM209 154V156H208V154ZM212 153H213V155H212ZM141 154V155H140ZM147 154V155H148ZM165 154V153H164ZM176 154H177V156H176ZM198 156H197V155ZM5 157H4V156ZM8 155V156H7ZM95 155V156H94ZM99 155V156H98ZM168 155H169V157H168ZM170 155H171V157H170ZM200 155V156H199ZM97 156V157H96ZM113 156H110V157H113ZM128 156H132L131 158H133L134 156H133V154L132 155H128ZM164 156V155H163ZM182 156H183V159L181 160V158H182ZM3 157V158H2ZM19 157V158H18ZM96 157V158H95ZM100 157V158H99ZM117 157V158H116ZM144 157V156H143ZM145 157H146V155H145ZM151 157V156H150ZM149 157V160H148V157H146L147 158V161L145 162V159H142L143 161H144V163H143V165H148L147 167H149V166H152L153 165V162H152V160H153V155H152V160H151V158ZM178 157V158H177ZM201 157H204V158H201ZM211 157V158H210ZM16 158H17V160H16ZM95 158V159H94ZM103 158V159H102ZM108 158V159H107ZM135 158V157H134ZM168 158V159H167ZM171 158V160H169ZM175 158H177L176 160H175ZM201 158V159H200ZM206 158V159H205ZM210 158V159H209ZM19 159V160H18ZM106 159V160H105ZM114 159V160H113ZM173 159V160H172ZM187 161V162H185L184 163V161L185 160ZM199 159V160H198ZM112 160L115 162H113L112 163ZM191 160V161H190ZM204 160V161H203ZM209 160V162H207ZM150 161V165H149V162ZM168 161H169V163H168ZM194 161V162H193ZM199 164V168H197V163ZM200 161H202V164L200 163ZM109 162V163H108ZM112 163V165H111V163ZM151 162H152V164H151ZM178 162V163H177ZM191 162H192V165H191ZM89 163V164H88ZM146 163V164H145ZM173 163V164H172ZM186 163H188V164H186ZM194 163V164H193ZM196 163V164H195ZM205 163V164H204ZM98 165V166H97ZM184 165H186V166H184ZM187 165H189L190 167H192V170L194 171V173L196 174V175H193L192 176V172L189 174V173H187V175H185L186 174V169H188V168H186V167H188ZM200 165H201V167H200ZM72 166V167H71ZM107 166V167H106ZM121 166V167H120ZM125 166V165H124ZM154 166H156V167H158L157 166V163H155V165ZM195 166V167H194ZM70 167H71V169H70ZM75 168V171H76V173H74L75 171H74V168ZM104 167V168H103ZM163 167V168H162ZM210 167V168H209ZM81 168H83V170H80ZM106 168V169H105ZM152 168V173H153V167H151ZM165 168V170H163ZM186 168V169H185ZM197 168V169H196ZM214 170V171H212V169ZM80 171H79V170ZM90 169V170H89ZM96 169V171H97V169H98V172H99V174H105L106 173V175H107V173L108 174H110L111 175V177L112 178H115V180L114 181H116V184H117V182L120 180V182H121V178H122V182L124 183V180L127 178V182H129V180H130V183H128L127 185L125 184V183H127V182H125L124 183V185L127 187V188H125V186L123 185V184H121V183H119L120 184V189H122V190H120L119 188H116V190L117 189H119V190H117V193L116 192H114V190L115 189H113V191L111 192V193H109V195H113V192H114V197L112 196L111 198H110V201H109V203H104L103 202V199H99L100 197V194L98 193V192H96V193H98L99 194V196L96 194L95 196H98V197H94L93 195L91 196L90 195V193H91V191L89 192V190H87L88 189V185H89V183H93L92 185L93 186H95V185H98L97 183H96V181L98 180V179H96L98 176H99V174L97 175V177L95 176L96 175V173L97 172H94L93 170H95ZM167 169H168V171H167ZM196 169V170H195ZM199 169V170H198ZM8 170V171H7ZM69 170V171H68ZM126 170V171H125ZM151 170V169H150ZM70 171H72L73 173L71 174L70 173ZM83 171V172H82ZM85 171L88 173H85ZM90 171V172H89ZM102 173H101V172ZM110 171V172H109ZM180 171V172H179ZM184 171L185 172V174L184 173H182V172ZM196 171V172H195ZM206 171V172H205ZM207 171H209V173L207 172ZM210 171H212L211 173H210ZM3 172V173H2ZM92 172H94L95 173V179L94 178H92V176H90L91 174H92ZM105 172V173H104ZM174 172H176V173H174ZM9 173V174H8ZM69 173H70V175H69ZM78 173H80V174H78ZM85 173V174H84ZM180 173V174H179ZM208 173V174H207ZM66 174V175H65ZM76 174V175H75ZM135 174V175H134ZM154 174V173H153ZM152 174V175H153ZM176 174V175H175ZM180 176H179V175ZM181 174H183V175H181ZM198 174V175H197ZM200 174V175H199ZM210 174V175H209ZM75 177H74V176ZM81 177V175H82V177H83V175L84 176H87V177H84V179L86 180L87 178H89V177H91L92 178V180L94 179V180H96V181H88V185L86 184V183H84V181L82 182V180L80 181L79 179H80V177ZM9 176H10V178H9ZM73 176V177H72ZM93 176V177H94ZM109 176V175H108ZM117 176L119 177V178H117ZM187 176V177H186ZM189 176V177H188ZM192 176V177H191ZM2 177H4V178H2ZM70 177H72L71 179H70V184H69V179L68 178ZM78 179H77V178ZM81 177V178H82ZM76 178V179H75ZM91 178L90 179H88V180H91ZM203 178H204V176H203ZM208 178V177H207ZM6 179H7V181H6ZM10 179V180H9ZM66 179V180H65ZM73 179H75V181L73 182ZM119 179V180H118ZM129 179V180H128ZM161 180V181H159V180ZM166 179H167V177H166ZM180 179H182V182H180ZM183 179H185L184 181H183ZM81 182H79V181ZM105 180H107L108 181V183H110V181H109V179H105ZM118 180V181H117ZM156 180H158V181H156ZM179 180V181H178ZM190 180V181H189ZM195 180H196V182H195ZM198 180V181H197ZM72 181V182H71ZM99 181V180H98ZM103 181V180H102ZM113 181V182H114ZM133 181V182H132ZM186 181V182H185ZM100 182V181H99ZM104 182V181H103ZM103 182H102V184H103ZM159 182V183H158ZM95 183V184H94ZM132 183V184H131ZM183 183V184H182ZM186 185H185V184ZM188 183V184H187ZM192 183V184H191ZM4 184V185H3ZM82 184L85 186V187H87V189H84L83 190V188H85L84 186L82 187V190H80V187L79 186H82ZM90 184V185H91ZM101 184V185H102ZM106 184V183H105ZM91 185V186H92ZM100 185V184H99ZM133 185V187H131ZM146 185V186H145ZM68 186H70V189H68L69 187ZM75 186V187H74ZM106 185H103V187L102 188H104ZM113 186H116V185H113ZM141 186V187H140ZM147 186H148V188H147ZM154 186L156 187V189L154 188ZM200 186V187H199ZM5 187V188H4ZM68 187V188H67ZM73 187V188H72ZM79 187V188H78ZM107 187V186H106ZM117 187H119V185L117 186ZM154 189H153V188ZM175 187V188H174ZM92 188V187H91ZM142 188V189H141ZM147 188V189H146ZM184 188H185V190H184ZM195 188H197L196 190H195ZM68 189V190H67ZM72 189V190H71ZM131 189V190H130ZM133 189V190H132ZM142 190L141 192L139 191V190ZM152 189V190H151ZM183 189V190H182ZM86 190V191H85ZM128 190H129V193H128ZM146 190V191H145ZM150 191V193L152 192V193H154V194H150L149 192H147V191ZM156 190H157V194H156ZM163 190H165V191H163ZM169 190V191H168ZM201 190V191H200ZM206 190V191H205ZM204 191H203V193H205L204 194V197L205 198H207V199H211V197H209L210 196V190H208V189H205ZM110 191V190H109ZM119 191V192H118ZM132 191V192H131ZM137 191H138V193H137ZM154 191V192H153ZM183 191H185V193L183 192ZM125 192V193H124ZM127 192V193H126ZM145 192H147L146 194H150L149 195V197H147L146 195H145ZM164 192L166 193V194H164ZM200 192V193H199ZM93 194H94V192H92ZM116 193V194H115ZM133 193V194H132ZM143 193V194H142ZM161 195H160V194ZM171 193V194H170ZM120 194V195H119ZM137 194H139V195H137ZM177 194V195H176ZM78 195V196H77ZM132 195V196H131ZM141 195V197H139ZM142 195H144L143 197H142ZM154 195V196H153ZM164 195V196H163ZM170 195V196H169ZM117 196H119V197H117ZM131 196V197H130ZM150 196H151V200L149 199L150 198ZM152 196H153V198L155 197V196H157V197H155L156 199V201H155V203H156V205H155V203H153L154 202V199L152 200ZM165 196H166V198L168 199H166L165 198ZM172 196V197H171ZM180 196V197H179ZM57 197V198H56ZM102 197H105V196H103L102 195ZM108 197V196H107ZM174 197V198H173ZM72 198V199H71ZM84 198V199H83ZM106 198V197H105ZM108 198V199H109ZM120 198H122V199H120ZM132 198V199H131ZM139 198H142V200L141 199H139ZM145 198H146V200H145ZM251 198H252V196H251ZM79 199H81V200H79ZM87 199H89L88 201H87ZM112 199H115L116 200V202H115V200H114V202L112 201ZM147 199L151 202H149V201H147ZM83 200V201H82ZM92 200V201H91ZM121 200H124V201H121ZM134 200V201H133ZM142 202H144V204L143 205H145V204H147L146 205V209L145 208H143V209H145L146 210V212H147V207H150V209H149V211L147 212V213H144L145 212V210H143L142 209V207H141V205H142V203H141V201ZM146 201H147V203H146ZM180 203H179V202ZM193 201V202H192ZM106 202H107V200H106ZM151 204V205H155V206H152L151 207V205L149 204V203ZM111 203V204H110ZM118 203V204H117ZM140 203V204H139ZM153 203V204H152ZM159 203V204H158ZM179 203V204H178ZM192 203V204H191ZM252 203H254V204H252ZM106 204H108V205H106ZM114 204V205H113ZM132 204V205H131ZM172 204H174V205H172ZM182 204V205H181ZM183 204H186V205H184L183 206ZM188 204V205H187ZM139 205H140V207H139ZM142 205V206H143ZM179 205V206H178ZM199 205V204H198ZM254 205V206H253ZM137 206V207H136ZM173 206V207H172ZM193 206H194V210L192 209L193 208ZM145 207V206H144ZM107 208V209H106ZM114 209L113 211H112V209ZM132 210H131V209ZM140 208V209H139ZM174 208V209H173ZM197 208V207H196ZM109 209H111V211L109 212V214L107 213L108 211L107 210H109ZM138 209V210H141V211H136V210ZM166 210L165 212L163 211V210ZM252 209V210H251ZM257 209V210H256ZM48 210V211H47ZM101 210H102V212H104V214L106 215V216H104L103 217V215L104 214H99V215H96V213L98 212V213H101ZM152 210H155V211H152ZM157 210V211H156ZM168 211V212H167ZM169 211H170V213H169ZM175 211V212H174ZM185 211V212H184ZM191 211V212H190ZM194 211V212H193ZM231 211V212H230ZM248 211H252L251 213L249 212V214H247V212ZM257 211V212H256ZM95 213V215L93 216V214ZM112 212H113V214H115L114 215V217H113V214H112ZM152 214H156L157 215V217L155 216V214H154V216H153V214L151 215L150 213ZM174 212V213H173ZM198 212H199V209H198ZM254 212H256V213H254ZM90 213V214H89ZM126 214V218H125V215H123V214ZM177 213V214H176ZM215 213V212H214ZM247 215H249L250 217H252V216H254L253 218L255 219V217H256V219H258L257 220V222H255L256 220H254L253 218H251L250 220H252L253 219V223L251 224V223H249L250 221H249V216H247ZM53 214H54V216H53ZM78 214V215H77ZM79 214H80V216H79ZM84 214V215H83ZM111 214V215H110ZM121 214H122V216H121ZM135 214V215H134ZM144 214H148V215H144ZM166 216H165V215ZM179 214V215H178ZM222 214V215H221ZM241 214H243V215H241ZM100 215H102L101 217H99ZM108 215H110L113 219H111V217L110 216H108ZM139 215V216H138ZM167 215H168V219L167 218H165V217H167ZM170 215V216H169ZM190 215V216H189ZM224 215H226V216H224ZM77 216V217H76ZM83 216H84V218H85V220H84V218H83ZM86 216V217H85ZM87 216H88V218H87ZM95 216H97V217H95ZM118 216V217H117ZM119 216L120 217H122V218H119ZM133 216H135V217H133ZM142 216H144V217H142ZM153 216V217H152ZM160 216H162L161 217V219L162 218H165V219H167L168 221H167V223H166V225H165V228L167 227V230H171V232H170V230H169V232H166V234H171V233H174L173 235H168L167 237H166V235L164 236L163 234H162V229L161 230H159L160 228H156V227H154L153 225V223H152V221H150L151 219H155V218H159ZM165 216V217H164ZM195 216H196V218H195ZM207 217L209 216V214L208 215H206ZM222 216V217H221ZM242 216V217H241ZM105 217H107V218H105ZM169 217H170V219H169ZM221 217V218H220ZM230 217V220H228L227 218H229ZM67 218V219H66ZM81 218H82V221H85V224H83V222L82 223H80L79 222V219H80V221H81ZM100 218V219H99ZM105 218V219H104ZM114 218H115V220H114ZM130 218L132 219L131 221H130ZM136 218V219H135ZM138 218V219H137ZM147 218V219H146ZM172 218V219H171ZM193 218V219H192ZM197 218H199V219H197ZM205 218V217H204ZM218 218V217H217ZM244 218V219H243ZM247 218H248V223H247ZM103 219H104V221H106L105 223H104V221H103ZM107 219V220H106ZM134 219V220H133ZM142 219H145V220H142ZM194 219H195V221H194ZM209 219V218H208ZM223 219V220H222ZM225 219V220H224ZM264 219V218H263ZM66 220H68V221H66ZM77 220H78V222L80 223V225H81V227L83 226V225H85L86 226V228H85V226H84V228L86 229V231H84L85 233L87 232V234H88V237H86L88 240L90 239V241H88L84 236H82L83 237V239H82V237H79V236H81V234L82 235H84L82 232H81V230L82 229H84V228H82L81 229V227L79 226L78 227V225H79V223L77 222ZM87 220V221H86ZM89 220V221H88ZM99 221V222H97V221ZM101 220V221H100ZM137 220H140L141 221V224L140 223H138V221ZM146 220H148L149 221V223H146V222H148V221H146ZM171 220V221H170ZM190 220V221H189ZM197 220V221H196ZM199 220V221H198ZM201 220V221H200ZM262 220V221H261ZM64 221H66V222H64ZM71 221H75L74 223L75 224H73V225H75L76 227H77V231L79 230V228L81 229L80 231H78V235L80 234L79 232H81V234L79 235V236H77V231L75 232H73L72 233V231H73V227H72V229H70L69 231H68V229H69V227H70V225H68V223L70 224V222ZM113 221H115V222H113ZM145 223H144V222ZM171 223H170V222ZM185 221V222H184ZM186 221H188V222H186ZM192 221V222H191ZM215 220H213V222H214ZM217 222H218V220H216ZM227 221V222H226ZM261 221V222H260ZM92 224H91V223ZM103 222V223H102ZM120 222H121V220H120ZM133 223L132 225L130 224V223ZM135 222V223H134ZM183 222V223H182ZM194 222H195V225H198L199 223H201L200 225H198V226H193L194 225ZM196 222H198V223H196ZM205 222V223H204ZM222 222H224L223 224H222ZM51 223V224H50ZM77 223H78V225H77ZM94 223V224H93ZM96 223V224H95ZM126 223V224H125ZM143 223H144V226H142L143 225ZM184 223H187L186 225H188V226H185V224ZM189 223V224H188ZM191 223H193V224H191ZM208 223V224H207ZM227 223V224H226ZM65 224H67L69 227H67V225H65ZM98 224H99V226H98ZM100 224L102 225V224H106L104 227H106V228H104V231H102L101 229H100V231H98V232H94V230H96V229H98L99 227H100ZM128 224V225H127ZM138 224V226H142V227H144V228H136L135 229V227H137L136 225ZM145 224H147V225H145ZM182 224H184V225H182ZM217 224V223H216ZM239 224V225H238ZM241 224V225H240ZM251 224V225H250ZM256 224V225H255ZM110 225V226H111ZM129 225H130V227H129ZM169 227H168V226ZM193 226V227H190V226ZM201 225H203L204 227H206L205 229H204V227L202 228V226ZM207 225V226H206ZM58 226V227H57ZM95 226H98L97 228L95 227ZM110 226L107 228V230H109L110 229ZM131 226H132V228H131ZM170 226L172 227V228H170ZM184 226V227H183ZM211 228H210V227ZM244 226V227H243ZM67 227V228H66ZM76 227H75V229H76ZM102 227V226H101ZM111 227H113V225L111 226ZM125 227V228H124ZM129 227V228H128ZM180 227L182 228V230L180 229ZM197 227V228H196ZM219 227V228H218ZM56 228V229H55ZM94 229L93 230V232L97 235V233H98V235H100L101 237H99L98 235L97 236H95V234L93 233V232H91L92 231V229ZM114 228V227H113ZM115 228H114V231H116L115 230ZM145 228H147V229H150V230H147V229H145ZM196 228V229H195ZM199 228H201V229H199ZM227 228V229H226ZM74 229V230H75ZM90 229H91V231H90ZM129 229V230H128ZM141 230V231H138L139 232V234L135 237V230ZM175 229H177L176 231H175ZM199 229V230H198ZM230 229V230H229ZM234 229V230H233ZM52 230V231H51ZM56 230V231H55ZM88 230V231H87ZM99 230V229H98ZM111 230H113V229H111ZM132 230V231H131ZM134 230V231H133ZM184 230H185V232H184ZM62 231H64V232H62ZM90 231V232H89ZM97 231V230H96ZM114 231H113V234H114ZM118 231V230H117ZM145 231H147V232H145ZM208 231V232H207ZM211 233H210V232ZM251 231H252V233H251ZM259 231V232H258ZM53 232H55V234H52ZM71 232V233H70ZM110 231H108V233H109ZM112 232V231H111ZM124 232H126V233H124ZM137 232V231H136ZM198 232H199V234H198ZM201 232V233H200ZM208 234H207V233ZM215 232H219V234H216ZM220 232H221V234H220ZM223 232V233H222ZM230 232V233H229ZM61 233V235L62 236H59V234ZM75 233H76V235H75ZM107 233V234H108ZM123 233V234H122ZM164 233V232H163ZM183 233V234H182ZM190 233V234H189ZM214 233H215V235H214ZM64 234V235H63ZM70 234H73V236L72 235H70ZM112 234V233H111ZM128 234V235H127ZM156 234V235H155ZM165 234V233H164ZM179 234V235H178ZM204 234V235H203ZM212 234V235H211ZM253 234V235H254ZM255 234V235H256ZM74 235L75 236H77L79 239H80V241H79V239H76V237H74ZM104 235V237L105 238H107L106 236ZM152 235H153V238H152ZM160 235H163L162 237L160 236ZM175 235V236H174ZM234 235V236H233ZM17 236H19V237H17ZM69 236H70V238H69ZM108 236H109V238H107V240L108 239H110V237H112V235L110 236V233L108 234ZM124 236H123V239H124ZM127 236H129V237H127ZM156 236V237H155ZM161 237V240H162V242L164 243V244H161L160 243V237ZM204 236H205V238H204ZM209 238H207V237ZM211 236V237H210ZM237 236V237H238ZM240 236V237H241ZM69 238V239H67V238ZM96 237V238H95ZM143 237L145 238V240L143 239ZM158 237V239H156ZM164 237H166V238H170V239H167V240H170L171 241V239H172V241H171V243L169 244V242L170 241H167L166 240V238L164 239ZM18 238V239H17ZM62 239V244H64L63 245V247H62V244H61V239ZM64 238H66L65 240H64ZM84 238L87 240V244H86V240H84ZM95 238V239H94ZM175 238V240H173ZM178 238V239H177ZM203 238V239H202ZM212 238V241L214 242V243H209V240ZM257 238V237H256ZM122 239V238H121ZM205 239H207V240H205ZM216 239V238H215ZM214 239V240H215ZM260 239H262V238H260ZM260 239H255V241H254V244L257 242H259V241H256V240H260ZM73 242H72V241ZM82 240V241H81ZM97 242V240H98V245H97V243L95 244V241ZM142 240H144V241H142ZM148 241V243H147V245H144L145 243V241ZM152 240V241H151ZM154 240V241H153ZM156 240H158V242L156 241ZM166 240V241H165ZM253 241V239L252 238H250L249 239V243H250V241ZM21 241V242H20ZM46 243H45V242ZM85 243H84V242ZM92 241V242H91ZM141 241V242H140ZM146 241V242H147ZM165 241V242H164ZM208 241V243H207V245L205 244L206 242ZM211 241V240H210ZM251 241V242H252ZM261 241V240H260ZM53 242V243H52ZM64 242V243H63ZM74 245V246H72V244ZM74 242L76 243V244H74ZM77 242H80V243H77ZM90 242V243H89ZM99 242H100V244H104L105 242H108L109 243V246H108V243H106V246H108V250L105 252L104 250H103V248H101V246H103V245H101L100 246V244H99ZM110 242H111V244H110ZM121 242V241H120ZM150 242V243H149ZM156 242V243H155ZM166 242H167V244H166ZM174 242V243H173ZM85 245H87V246H85V248L86 247H90V245H91V247L92 246H100V247H98V253H99V255H98V253H97V251L94 253L93 251H95L96 249H97V247H96V249L95 250H93L94 248H92V249H90L89 247L88 248H84L86 251H88L89 249L93 252V254H95V255H97L96 257V259L94 260V257H95V255L93 256V255H90L92 252L89 250V252L90 253H88V255H90L89 256V259H88V255H86L85 257H84V255L85 254H87L85 251H84V249H83V244ZM92 243H94V244H92ZM135 243H137V246H135ZM143 243V244H142ZM159 243H160V245H159ZM200 243H202V244H200ZM205 245H204V244ZM248 243V244H249ZM260 243V242H259ZM25 244V245H24ZM67 244H71L70 246L72 247H69ZM121 244V243H120ZM141 244V245H140ZM152 244H156L155 245V247L156 248H154L153 247V245ZM220 244V243H219ZM57 245V246H56ZM78 245V246H77ZM111 245H113V246H111ZM140 245V246H139ZM203 245V246H202ZM20 246V247H19ZM67 246V247H66ZM81 246V247H80ZM106 246L104 245V248H106ZM110 246L112 247L111 248V251H110ZM207 246V247H206ZM213 248H212V247ZM220 246H221V244H220ZM46 247V248H45ZM60 247L62 248V249H60ZM116 247V248H115ZM134 247V248H133ZM137 249H136V248ZM139 247V248H138ZM183 247V248H182ZM200 247L203 249V248H206V249H204L205 250V252H204V254H203V252H201V250L202 249H200ZM219 247V246H218ZM247 247V246H246ZM245 247V248H246ZM254 247H256L255 245H254ZM24 248V249H23ZM75 248V249H74ZM77 248V249H76ZM99 248H101L102 250H99ZM131 248V249H130ZM208 248H212L211 250L210 249H208ZM220 248V247H219ZM257 248H258V244H257ZM256 248V249H257ZM46 249V250H45ZM61 251H60V250ZM64 249H66V250H64ZM82 249V250H81ZM115 249V250H114ZM247 249V248H246ZM12 250V251H11ZM24 250H26V251H24ZM55 250V251H54ZM62 250H64V251H66L67 252V254H68V258L69 259H67V255H66V253L64 252V251H62ZM76 250V251H75ZM81 250V251H80ZM125 250H127L126 252H125ZM206 250H208V251H211V253L210 254H206V252H208V251H206ZM24 251V252H23ZM75 251V252H74ZM83 251V252H82ZM100 251V252H99ZM101 251H103V252H101ZM113 251V252H112ZM18 252V253H17ZM53 252V253H52ZM111 252H112V256H111ZM120 252H117V253H120ZM173 252V253H172ZM201 252V253H200ZM213 252V253H212ZM25 253V254H24ZM81 253V254H80ZM83 253V254H82ZM102 253H104V255L102 254ZM127 255H126V254ZM175 253H176V255H175ZM55 254V255H54ZM60 254V255H59ZM63 254H65V255H63ZM76 254V255H75ZM169 254V255H168ZM214 254V255H213ZM81 255H83V256H81ZM125 255H126V257H125ZM175 255V256H174ZM180 256V259H178L179 258V256ZM202 255V256H201ZM73 256V257H72ZM101 256H103V257H101ZM104 256H106V257H104ZM117 256H115V257H117ZM154 256V257H153ZM30 257V258H29ZM66 257V258H65ZM72 257V258H71ZM83 257H84V259H83ZM93 257V260H91V258ZM117 257V258H118ZM142 257H144V259H146V260H143V258ZM163 257V258H164ZM170 257H172V258H170ZM204 259H203V258ZM207 257H209L208 259H207ZM223 257V256H222ZM27 259V260H24V259ZM73 258H74V260H73ZM103 259V261L101 260V259ZM114 258V257H113ZM156 258V259H155ZM162 258V259H163ZM212 258V257H211ZM221 258V257H220ZM23 259V260H22ZM65 259V260H64ZM77 261H76V260ZM151 259V260H150ZM178 259V260H177ZM217 259V260H216ZM60 260V261H59ZM72 260V261H71ZM89 260V261H88ZM112 260V261H111ZM110 261L108 260V264H115V262H117V260L114 258V259H111ZM116 260V261H115ZM120 260V259H119ZM150 260V261H149ZM174 260H176V261H174ZM208 260V261H207ZM17 263H16V262ZM35 261V262H34ZM63 263H62V262ZM69 261V262H68ZM74 261V263H72ZM207 261V262H206ZM214 261H210L209 262V264H212V262H214ZM52 261H50L49 262V264L51 263ZM149 262V263H148ZM176 262V263H175ZM178 262V263H177ZM192 262V263H191ZM201 262V263H200ZM214 264H220V263H214Z\"/></svg>",
  "mask_w": 264,
  "mask_h": 264
},
{
  "label": "bare ground",
  "instance_id": "obj_2",
  "mask_svg": "<svg viewBox=\"0 0 264 264\" xmlns=\"http://www.w3.org/2000/svg\"><path fill=\"white\" fill-rule=\"evenodd\" d=\"M37 1V0H36ZM33 2V3H37V2ZM54 1V0H53ZM52 1V2H53ZM56 1V0H55ZM91 1V0H90ZM101 1V0H100ZM108 0H106V1H104V2H102V3H104L105 4V2H107ZM125 0H113V1H111V3H110V5H108V9H109V7H110V9H113V10H111L112 11V14L114 15H112L113 16V18L114 17H116L115 15V13L117 12V10H118V12H119V14H118V12H117V17H119V16H121V15H123L122 17H126V18H129L131 21V23L132 22H134V20H137V21H135V23L137 22V23H140V24H145L146 22H145V20H143V18H144V16L146 17V18H148L150 21H147V22H151L153 25H156V24H154L153 22H155L156 20H157V18H159V20H160V23H159V21L157 20V22H158V24L156 25V26H153L151 23H147V25L145 24V26L146 27H150L149 25H151V27H150V31H149V29L148 28H144L145 26L143 25V29H147V30H145V31H147L146 33V36H148V38H149V42L152 40V37H153V39H155L154 38V36H151V38L149 37V35L150 34H152L153 35V33H155L154 35H155V37H156V34L158 33V28H160L159 29V33L157 34V35H164V34H166V35H168L169 36V38H170V42H167L170 46L168 47V48H163L164 50L163 51H161V55L159 54V53H157L158 54V56L157 57H155V58H159V59H163V61L165 62V63H163V61H162V63L163 64H166V65H163V64H160V66L158 67V69L161 67L162 68V66L163 67H165V69H163V73H164V75H165V73L167 72L170 76L172 75V76H175L176 74H178V76H179V80L178 81H176L175 83H180L179 84V86H180V89L182 90V93L181 92H178V93H176L175 94V92L173 93V95H175V96H171L169 93V95L171 96V99L169 100V102H167L168 104L169 103H172L173 101H171V100H173L172 98L173 97H175L176 98V96L177 95H180L179 93H181L182 95H180L179 97L181 98V104L179 103V101L180 100H176L175 99V102H177L176 104H178L179 103V105H181V107L183 108V111H181L180 113L182 114V116H183V120H184V122H180V121H182V119L179 121L178 120V118H179V116H178V118H176L175 117V115L173 116V120H175V121H173L172 120V117H171V120L169 119V117H170V115L168 116L167 114V116H168V118L164 115V110H162L161 111V113L162 114H160L159 113V111H160V109H158V113L160 114V116H161V121H160V123L158 124V118L157 117H154V119L153 118H148L149 119V122L151 121V124L152 125H154L155 124V127L154 128H156V126L158 125H165V124H167V123H169V121H170V123H171V125H173L172 124V122L175 124V122L177 123V121L178 122H180V123H184V124H186L185 126H187L188 125V127L189 128H191L190 127V125L189 124H191L192 122H195V120H197V121H199L200 120V122L202 123V119H203V121H205L206 123H208V114L210 113V106H211V104L212 105H215V107H216V113L217 112H219V114H221L220 116L218 115V113H217V115L218 116H216V118L218 119V122H219V124H220V127H221V133H222V135L221 136H219V133H213L212 131H211V133H213L212 135H213V137H212V135L210 136V137H208V140L206 141V143L208 142V144H207V147H206V145H205V147H206V149L208 148V149H210V151L211 150H213V152H215V153H217V155L216 156H212V158H211V160H210V162H209V160L207 161V162H209V164L211 165H214V166H216V170H217V173L216 172H212V171H214L212 168V171H210V173H211V176L209 177V176H207V177H205V174H204V172H202V171H204V169L206 168L205 166H206V164L204 165V167H203V165H202V171H201V169H200V171H198V172H200V177H202V178H200L199 179V181L197 182L200 186H201V189H208V190H210V196L209 197H211V199H207V198H205L204 197V194L206 193H203V191H202V195H203V197H202V199H196V201H198V203L196 202V205L193 203V205L195 206V210H196V212L195 213H198L199 215H197V214H195L196 216H199V218L200 217H202V219H206L205 220V222L206 221H208V220H210L208 223H210L211 222V224H213L212 226H214V224H215V226H220L221 227V223H220V221H221V219H219V216H216L215 218H214V216L213 215H215L216 213H219L220 214V212H222V214H223V212H224V214H226V213H229V210H233L235 213H236V211L238 210V213H241V212H244V210H248L250 207L248 206V207H245V206H242L243 204H242V202L241 201H244L245 202V200H246V203H248L249 204V202L247 201V200H250V199H254L258 204V206H259V208L264 212V156L262 155V154H260L259 152H258V146L259 145H257V143H259L260 141H259V139H260V135H261V133H263L262 132V130H261V123H262V121L261 120H263V118H264V116L263 117H261V119H260V121H261V123L259 124V119H258V115L259 114H257V110H259L258 108H259V106H260V103H261V101L259 100L260 98H262V96H261V94H264V86L262 87V85H261V89L257 86V89L258 90H253L254 89V87L256 88V86H254L253 87V89H251V88H249L250 87V85H252V84H249V83H251L252 81L254 82V83H256V81L255 80H257L258 79V77H262V72H263V68L261 69L262 70V72L260 71H257V70H255L256 72H257V74H258V76H256L257 74H256V72L254 71V69H256V67L258 66V62H260V67H261V65L263 64V62H264V57L263 56H261V53H260V51H257V50H255V49H253V50H251V49H249L250 51H248V49L246 48V46H244L243 47V45H237L238 43L237 42H234L235 40H234V38L233 37H235V36H233V37H231L230 35L231 34H229V33H225V32H228V30L227 31H225L224 30V28L223 29H221V26L223 27V26H225V23H226V20L228 21V19L227 18H233V16H234V18H235V16H237V15H239V14H237V13H242L243 11H242V9H244V7H240L239 5H245V4H247V5H249V6H251V7H253V8H255L258 12H264V3H260L259 2V0H220L219 2L220 3H218V1H216V0H201L200 1V3H201V5H202V2H204V4L203 5H206V6H203V8H201L200 7V4H199V0L198 1H196V0H176L175 2L177 3L176 5L174 4L173 5V0H137L139 3H135V4H129V5H127V6H130V5H132L131 7H125L124 8V6L126 5L125 4V2H124ZM130 1V0H129ZM131 1H133V0H131ZM140 1H141V3H142V5L143 6H141V3H140ZM216 1V2H215ZM261 1V0H260ZM15 2V1H14ZM49 2H51V1H49ZM51 2V3H52ZM62 3L64 2L63 0L61 1ZM60 2V3H61ZM70 2V1H69ZM100 2V3H101ZM174 2V3H175ZM18 3V2H17ZM32 3V5L30 4V7H32V6H35V4H33ZM57 4L59 3V1L58 2H56ZM121 3H124L125 5L123 6V4L122 5H120V7H119V4H121ZM128 3V2H127ZM130 3H132V2H130ZM146 3V6L144 5ZM163 3V4H162ZM167 4V6L169 5H171V7H167V6H163L164 4ZM260 3V4H259ZM54 4H55V2H54ZM216 6H215V5ZM17 5V4H16ZM21 5V4H20ZM38 5V4H37ZM44 5V4H43ZM43 5H41L40 7H42L41 8V10H40V7L39 8H37V10H39L38 12H42V9H44L43 8ZM52 5V4H51ZM106 5V4H105ZM139 5V6H138ZM173 5V6H172ZM183 5V6H182ZM187 7V8H189V10H191L192 12H190L192 15L191 16H193L192 18L190 17V15H189V17H190V21H189V24H188V26H186L185 24H184V26L183 27H185V28H183L182 27V24L183 23H187V21H186V16L185 17H183V12L185 11V15H186V13L188 12V10H184V7L185 6ZM22 6H23V4H22ZM54 7H55V5H53ZM52 6V7H53ZM58 6V5H57ZM56 6V7H57ZM72 6H74V3H73V5ZM99 6V5H98ZM100 6H102L101 4H100ZM123 6V9H121V7ZM159 6H161V7H159ZM190 6H192L191 8H190ZM38 7V6H37ZM117 8V10H116V8ZM175 7V8H177V9H173V8ZM181 7H183V8H181ZM185 7V8H186ZM87 8V7H86ZM94 8V7H93ZM93 8H91L92 9V11H93ZM98 8V7H97ZM115 8V9H114ZM149 9L150 11H149V13L147 14V13H144V12H141V11H145L146 9ZM166 8H168L167 10L169 11V9L171 8V10H172V12L173 11H175L174 13H176L177 14V17H180L181 19L180 20H178V18H175L176 16L175 15H173V16H175V17H172V18H175L174 20L170 17L171 16V13L170 12H167L166 11ZM18 9V8H17ZM25 9V8H24ZM36 9V8H35ZM34 9V10H35ZM47 9V8H46ZM53 9V8H52ZM55 9V8H54ZM53 9V10H54ZM63 9V8H62ZM126 9H128V10H130V12H128ZM148 9H147V12H148ZM240 9H241V11H240ZM19 10V9H18ZM17 10V11H18ZM23 9H20V12L21 13H23V11H22ZM33 10V11H34ZM57 10V9H56ZM60 10V9H59ZM69 10V9H68ZM120 10H121V12H120ZM181 10H183V12L181 11ZM26 11H28V10H26ZM25 11V13H27ZM46 11V10H45ZM58 11V10H57ZM70 11V10H69ZM68 11V12H69ZM88 11V10H87ZM96 11V10H95ZM93 12V14L95 13V14H99V12ZM105 11H107V10H105ZM104 11V13H107L108 14V11L107 12H105ZM110 11V10H109ZM111 11H110V13H111ZM114 11H116V12H114ZM187 11V12H186ZM237 11H239V12H237ZM244 11H246V10H244ZM29 12H30V10H29ZM28 12V13H29ZM37 12V15L39 14ZM84 12H86V11H84ZM83 12V13H84ZM89 13H90V11H88ZM88 12L87 13H84V15H89L88 14ZM100 12H102V11H100ZM114 12V13H113ZM146 12V11H145ZM150 12H152L151 13V15L153 16H156L155 17V19L154 18H149L150 17ZM237 12V13H236ZM35 13V12H34ZM44 13V11L41 13V14H39L40 16H37V17H39V18H41L40 20H39V18L37 19V20H39V21H42V22H40L41 24L40 25H42V23H43V21L44 20H46V24H49L48 25V27L50 28V30L52 31V29L53 30H58L59 31V29H60V31H61V28H58V29H54V24L52 23V26H51V19L50 18H47V16L45 15V13ZM47 13V12H46ZM71 13V12H70ZM69 13V15H71ZM120 13H121V15H120ZM139 13H141V16H143V13H144V16H143V18L141 19V16H140V14ZM169 13H170V15H169ZM231 14V15H233L232 17H227L228 15H226V14ZM235 15H234V14ZM243 13H246V12H243ZM36 14V13H35ZM34 14V15H35ZM49 14V13H48ZM90 14H92V13H90ZM100 14H102V13H100ZM106 14V15H107ZM145 14H147V15H145ZM204 14V15H203ZM210 15L211 14V16H210V18H208L209 16H207V15ZM229 14V15H230ZM246 14H248V13H246ZM251 14H252V12H251ZM24 15V14H23ZM111 15V14H110ZM119 15V16H118ZM148 15H149V17H148ZM180 15H182V17L183 18H185V20L184 19H182V17L180 16ZM187 15H188V13H187ZM212 15H214V16H212ZM249 15V14H248ZM247 15V16H248ZM253 15V14H252ZM25 16V15H24ZM45 17L46 16V18L44 19L43 17ZM81 16H83V15H81ZM91 15H89L88 17L89 18H91L90 17ZM93 16L94 15H92V19H93ZM140 16V17H139ZM151 16V17H152ZM207 16V18L208 19H210V22H209V20L207 21V20H204V19H206L205 17ZM251 16V15H250ZM254 16H257V14H255L254 13ZM23 17V16H22ZM26 17V16H25ZM29 17V16H28ZM27 17V18H28ZM35 17H36V15H35ZM34 17V18H35ZM76 17V16H75ZM105 17V16H104ZM170 17V18H169ZM202 17H204V19L202 18ZM211 17H215V20L216 21H214V18H211ZM225 17H226V19H225ZM249 17V16H248ZM252 17V16H251ZM250 17V18H251ZM258 17H260V15H258L256 18L255 17H252V20H253V22H255V23H251L250 25L252 26V25H254V24H257V22H261V20H259V21H257L259 18ZM3 19L2 20H4V17H2ZM19 18V17H18ZM24 18V17H23ZM42 18H43V20H42ZM52 18V17H51ZM81 18V17H80ZM88 18V19H89ZM95 18H96V16H95ZM98 19L97 20H99V16L97 17ZM101 18H103V16L101 17ZM100 18V19H101ZM108 18H109V16H108ZM138 18H140V19H138ZM170 20V19H172L173 20V22L170 20H168V19ZM258 18V19H257ZM8 19V18H7ZM63 19H64V17H63ZM83 19H85L86 21L88 20L87 19V17L86 18H83ZM92 19H89L90 21H92ZM128 19V20H129ZM147 19V20H148ZM152 19H154V20H152ZM178 21H177V20ZM35 20V19H34ZM49 20V21H48ZM88 20V21H89ZM105 20V19H104ZM152 20V21H151ZM175 20L177 21V23L175 22ZM204 20V21H203ZM212 20V21H211ZM225 20V21H224ZM249 21H251V19H248ZM255 20V21H254ZM263 21H262V23L264 22V19H262ZM30 21V20H29ZM64 21H65V19H64ZM73 21V20H72ZM71 21V22H72ZM123 21V20H122ZM142 21H144L143 23H142ZM183 21H185V22H183ZM219 21H220V23L221 24H219ZM32 22V21H31ZM38 22V21H37ZM37 22H35V24L37 23ZM54 22V21H53ZM65 22H67V20L65 21ZM69 22V21H68ZM86 23V22H84V20L83 21H80V23ZM97 21L95 20V23H96ZM99 22V21H98ZM124 22V21H123ZM130 22H124V23H130ZM157 22H155V23H157ZM178 22H180V23H178ZM215 22L217 23V25H220V29H216L217 28V26H216V24H215ZM259 22V23H260ZM10 25H11V22H8ZM13 23V22H12ZM44 23H45V21H44ZM43 23V24H44ZM74 23V22H73ZM72 23V24H73ZM81 23V24H82ZM88 23V25H89V22H87ZM86 23V24H87ZM100 23V22H99ZM211 23L212 24H214V25H211ZM250 23V22H249ZM258 23V25H261V24H259ZM7 24V23H6ZM34 24V23H33ZM34 24V25H35ZM45 24V25H46ZM132 24H134V23H132ZM131 24V25H132ZM149 24V25H148ZM168 24V25H167ZM170 24V25H169ZM228 23H226V25H227ZM264 24V23H263ZM10 25H8V26H10ZM34 25H33V27H32V25L31 26H29V29H26V30H31V32L30 33H32V29L31 28H34ZM44 25V26H45ZM80 25V24H79ZM139 25V24H138ZM258 25H256V26H258ZM36 26V25H35ZM39 26V25H38ZM56 26H58V25H56ZM73 27H74V24L72 25ZM82 26V25H81ZM79 27L80 29L82 28V27ZM95 26H96V24H95ZM136 26V25H135ZM153 26V27H152ZM216 26V27H215ZM229 26V25H228ZM230 26H231V24H230ZM229 26V27H230ZM262 27H264L263 25H261ZM7 27V26H6ZM10 27H12V26H10ZM66 27V26H65ZM125 28H130V25H127V26H124ZM161 27H164L163 29L164 30H166L167 32H161L163 29H161ZM229 27L227 28V29H229ZM259 28H260V26H258ZM8 28V27H7ZM28 28V27H27ZM38 28H40V27H38ZM68 28V27H67ZM66 28V29H67ZM69 28H72V27H70L69 26ZM94 28V27H93ZM120 28V27H119ZM123 28V27H122ZM125 28H123V29H125ZM219 28V27H218ZM225 28V29H226ZM258 28V29H259ZM84 29V28H83ZM261 29V28H260ZM10 30V29H9ZM34 30V29H33ZM78 29L76 28L75 29V31L73 30V32H76ZM82 30V29H81ZM161 30V31H160ZM37 30L35 29L34 30V34H36V38H37V42H38V36L40 37V35H44V36H41L40 37V40L39 41H42L41 40V38L43 37V38H46V39H51V41H52V39H53V41H54V36L51 38V33L50 32H48V30L47 31H42L41 29H40V31H42V32H40V31H38V32H36ZM122 31V30H121ZM120 31V32H121ZM125 32H126V29L124 30ZM134 31L136 32V35H132V38L133 37H135V38H137V34L139 33V31H141V30H139L138 31V28H136V29H134ZM149 31V32H148ZM218 31H222V33L224 32L226 35H222L221 34V32H219L222 36H225V38L226 37H228L227 39L229 40V37H230V40H231V38L233 39V41L230 43L229 41H226L227 39H223L222 38V40H225V43H222L223 44V46H222V48L223 47H225V49H226V51L224 50V48H223V50L222 51H224V53H225V55H224V59H225V61H223V58H222V52L220 51V49H222L221 47H220V43L218 42V40L220 39V37H218L219 36V33H218ZM250 31V30H249ZM18 32H21V31H19V29H18V31L16 32V33H18ZM23 32V31H22ZM62 32V31H61ZM68 32V31H67ZM79 32V31H78ZM120 32H119V34H120ZM123 32V31H122ZM128 32V31H127ZM131 32V31H130ZM152 32V33H151ZM157 32V33H156ZM229 32H230V30H229ZM254 32V31H253ZM16 33H14L13 34V32H12V36H14ZM27 33V32H26ZM37 33H38V35H37ZM141 33V32H140ZM140 33H139V35H140ZM23 35H26L25 34V31L22 33ZM22 34H20V35H22ZM59 34V33H58ZM142 35H143V33H141ZM180 34H182V35H184L185 37H187V35L188 34H190L191 35V37H189L188 36V38L189 39H187V40H180V41H178V39H179V36H180ZM186 34V35H185ZM216 34H217V36H216ZM234 34V33H233ZM8 35V34H7ZM6 35V36H7ZM32 35V34H31ZM55 35V34H54ZM61 35H63V34H61ZM251 35V34H250ZM17 36V35H16ZM33 36V35H32ZM32 36H29V37H32ZM59 36V35H58ZM64 36V35H63ZM63 36H60V37H62V38H64ZM66 36V35H65ZM72 36V35H71ZM107 36H110L109 34L107 35ZM118 36H121V35H118ZM145 36V37H146ZM168 36H166V37H168ZM209 36V38H211L212 39V41H210V42H208V40L207 41H205V37H208ZM221 36V37H222ZM11 37V36H10ZM20 37V36H19ZM18 37V38H19ZM34 37V38H35ZM106 37V36H105ZM129 37V36H128ZM142 36L140 35V39L139 40H137L138 38H139V36H138V38L137 39H135L134 40V38H133V40H134V43L132 44V45H134V47H135V43H137V47L139 46H141L142 47V45L144 44V40L146 39L147 40V37L145 38V37H142ZM182 37V36H181ZM204 37V38H203ZM215 37V38H214ZM216 37H218V40L216 39ZM254 37V36H253ZM252 37V38H253ZM8 38V37H7ZM16 38V37H15ZM21 38V37H20ZM25 39H27V41L29 40L30 41V38H26V37H24ZM23 38V39H24ZM33 38V39H34ZM107 38V37H106ZM105 38V39H106ZM110 38H111V36H110ZM109 38V39H110ZM124 38V37H123ZM130 38H131V36H130ZM131 38V39H132ZM144 38V39H143ZM160 38V37H159ZM164 38H165V36H164ZM164 38H162V39H164ZM9 39V38H8ZM112 39H114V38H112ZM116 37H115V41H116ZM158 38H156V40H157ZM249 39V38H248ZM107 40H108V38H107ZM118 40V39H117ZM120 41H121V39H119ZM141 40V41H140ZM146 40H145V42H146ZM159 40V39H158ZM250 40V39H249ZM17 41V40H16ZM49 41V40H48ZM46 42L45 40H43L42 41V43L44 42L45 44H42V45H46L47 43H48V45H46L47 47L49 46V44L51 43H49V42ZM137 41V42H136ZM138 41H139V44H138ZM220 41V40H219ZM253 42H254V40H252ZM26 42V41H25ZM57 42V41H56ZM110 42V41H109ZM140 42H143L142 44L140 43ZM148 42V43H149ZM212 42H214V43H212ZM219 44H218V43ZM224 42V41H223ZM252 42V43H253ZM11 43V42H10ZM27 44H28V42H26ZM129 43V42H128ZM151 43H152V41H151ZM156 43H157V41H156ZM229 43V44H228ZM237 43V44H236ZM239 43H242L241 41L239 42ZM113 44V43H112ZM126 44V43H125ZM234 44V45H233ZM236 44V45H235ZM17 43H16V47H17ZM33 46V44H31L30 43V46ZM41 44H40V46L39 47H41L42 48V50L38 47V45H34L33 46V49L34 48H39L40 49V51L42 52L43 50H44V48H46V46H42ZM52 45V44H51ZM130 45V44H129ZM128 44H126V46H127V48H128V46H129ZM69 46V45H68ZM113 46V45H112ZM122 46V45H121ZM125 46V47H126ZM149 46V44L147 45V47ZM232 46V47H231ZM237 46V47H236ZM240 46V47H239ZM242 46V47H241ZM24 47V46H23ZM64 47H65V45H64ZM64 47H62V48H64ZM119 47V46H118ZM130 47V46H129ZM137 47H135V48H137ZM146 47V45H144L143 46V48H145ZM166 47V46H165ZM229 47H231V49H233V53L230 51V48ZM3 48V47H2ZM4 48H6V47H4ZM122 48V47H121ZM141 49V48H139V50H143V53L141 54V55H138V56H143V54H144V56H145V54L147 53L146 52V48L145 49ZM248 51V52H243V51H245V49ZM1 49V48H0ZM7 49H8V47H7ZM6 49V50H7ZM19 49V48H18ZM17 48H16V50H18ZM47 49V48H46ZM60 49H61V47H60ZM59 49V50H60ZM90 49V48H89ZM113 48H111V50H112ZM118 49V48H117ZM125 49V48H124ZM129 49V48H128ZM2 50V49H1ZM11 50V49H10ZM32 50V49H31ZM48 50V49H47ZM49 50H51V48L49 49ZM53 50V49H52ZM58 50V51H59ZM100 50V49H99ZM138 50V49H137ZM145 50V51H144ZM15 51V50H14ZM21 52H22V49L20 50ZM28 51V50H27ZM30 51V50H29ZM38 51V50H37ZM36 50H35V52L37 53L36 55H39V51L37 52ZM45 51V50H44ZM55 51H56V49H55ZM91 51H92V49H90V52H89V54L87 55L89 58L91 57ZM102 51H104L103 49H102ZM101 51V52H102ZM105 51H107V50H105ZM105 51H104V53H105ZM113 51H115V48L113 49ZM118 51H123V49H121V50H118ZM127 51V50H126ZM125 51V52H126ZM149 51V50H148ZM9 52V51H8ZM8 52H7V54H8ZM20 52V53H21ZM24 52V51H23ZM33 52V51H32ZM35 52H33V54H31V51L28 53V55L30 54V55H33L34 56V53ZM94 52H95V50H94ZM93 51H92V53H94ZM100 52V53H101ZM116 52V51H115ZM115 52H112V54H113V56H112V54L110 55V57L112 56V57H114L113 59L115 60V58H116V53ZM125 52H122V56H123V53L125 54ZM142 51H140V52H138V53H141ZM145 52V53H144ZM230 52V53H229ZM241 52H243V54H245V55H243L242 57L240 56L241 55ZM11 53H13V52H11ZM11 53H10V55H11ZM15 53H17V51H15ZM25 53H27L26 51H25ZM23 54V56L25 55V56H27L26 54ZM45 53V52H44ZM49 53V52H48ZM96 53H99L98 52V50H96ZM96 53H94L93 55H95ZM103 53V52H102ZM102 53L101 54H99V55H102ZM133 53V52H132ZM137 52H134L133 54L134 55H137L138 54ZM233 55H232V54ZM14 54V53H13ZM17 54H19V51H18V53ZM105 54H107V53H105ZM115 54V55H114ZM129 54V56H133V55H130V52L129 53H127V55ZM220 54V55H219ZM240 54V55H239ZM29 55V56H30ZM41 55V54H40ZM44 55V54H43ZM50 55V54H49ZM90 55V56H89ZM97 55V54H96ZM95 55V56H96ZM99 55H97L96 57L97 58H99ZM263 55V54H262ZM13 56H15V55H13ZM19 56V55H18ZM21 56V55H20ZM20 56L18 57V58H20ZM24 56V57H25ZM29 56H27L28 58H29ZM47 55H45V57H46ZM52 56V55H51ZM95 56L93 57V59H95ZM109 55L107 54V59L109 58V59H111V60H104L103 58L105 57V55L103 54V56H100V58H99V60L102 58V60H104L105 62L106 61H110L108 64H112L113 63V66H114V68H117V70H118V67L117 66H119L120 65V68L122 69V68H124V66L125 67H127V68H125V70L127 71H124V72H126L127 74L129 73V72H131V70L133 69V68H131V67H129V65L131 64L130 62H129V64L126 62V64H128L127 66L126 65H123L124 64V61L122 62H119L120 64H118V61L116 62V61H114L113 59H112V57L110 58V57H108ZM138 56H136V57H138ZM160 56V57H159ZM26 57V58H27ZM55 57V56H54ZM134 57V56H133ZM163 57V58H162ZM238 57H241V59H243L244 61H243V63H242V60H240ZM244 57H245V59H244ZM6 57H4L3 59H5ZM13 58V57H12ZM25 58V59H26ZM26 59V62L27 63H29V60H30V58L29 59ZM36 58V57H35ZM44 58V57H43ZM119 58V59H118ZM118 58H116V59H118V60H121V58L118 56ZM142 58V57H141ZM144 58V57H143ZM32 59L33 58H31V61H32ZM37 59H38V57H37ZM88 59V58H87ZM91 59H92V57H91ZM1 60V59H0ZM13 60V59H12ZM15 60V59H14ZM22 60H24V58L22 59ZM28 60V61H27ZM41 60H42V58H41ZM54 60V59H53ZM96 60V62L98 63V61H97V59H95ZM102 60H100L99 62H101ZM139 60V59H138ZM154 60V59H153ZM156 60V59H155ZM158 60V59H157ZM50 61V60H49ZM65 61V60H64ZM93 60H91V62H92ZM134 61H136L137 62V58H136V60L134 59ZM152 61V60H151ZM160 60H158L157 62H159ZM15 62H17V61H15ZM22 62V61H21ZM24 62V61H23ZM32 62H34V61H32ZM41 63H43L44 64V62H42V61H40ZM79 62V61H78ZM94 62V61H93ZM117 63V64H115V63ZM140 62H142V61H140ZM161 62V61H160ZM239 62L241 63L240 64V66H242V64H243V66L240 68L238 65H239ZM12 63V62H11ZM14 63V62H13ZM25 63V62H24ZM23 63V64H24ZM37 63V62H36ZM41 63H39V61H38V64L37 65H39V64H41ZM81 64H83V62L81 61L80 62ZM84 63H87V62H84ZM121 63H122V65H121ZM134 62H132V64H133ZM139 63V62H138ZM262 63V64H261ZM3 64V62L1 63V65ZM5 64H6V67L7 66H10V68H12V67H14V66H12L11 67V65H10V63L8 62V63H4V67H5ZM8 64V65H7ZM31 64V63H30ZM29 64V65H30ZM101 64H103V67L105 68H108L109 67V69H111L112 67H111V65L110 66H108L107 67V65L108 64H106V63H104L103 61H102V63ZM104 64H106V65H104ZM150 64H152L153 65V68H154V66L156 65V63H154V62H152V63H150ZM13 65V64H12ZM37 65H34L33 67L34 68H38V69H42V71H44L43 69H46V66L44 67V66H42V67H44V68H39L40 67V65L38 66V67H35V66H37ZM46 65H48V63L46 64ZM85 65H87V64H85ZM89 65V64H88ZM134 65V64H133ZM133 65H131L132 67H133ZM138 65V64H137ZM3 66V65H2ZM18 66H20V65H18ZM17 65H16V67H18ZM25 66H26V64H25ZM32 66V65H31ZM49 66V65H48ZM47 66V67H48ZM79 66H80V64H79ZM81 66H84V65H81ZM80 66V67H81ZM100 66H102V65H100ZM116 66V67H115ZM122 66V67H121ZM5 67V68H6ZM23 67V66H22ZM30 67V66H29ZM75 67V66H74ZM89 67V66H88ZM102 67V68H103ZM111 67V68H110ZM141 67V65H139V67H136V69H135V67H134V69L132 70L133 72H135L136 70L138 71V69ZM260 67H259V69H260ZM262 67H264V66H262ZM10 68H7V70H11ZM15 68V67H14ZM20 67H18V69H19ZM26 68V67H25ZM33 68V69H34ZM76 68H78V66H76ZM91 68V67H90ZM98 68H100V67H98ZM98 68H95V69H97V70H95V72L96 71H103V69L102 68H100L101 70H98ZM114 68H112L111 69V71H110V74H113L112 72H115L114 73V75L118 72V71H113V70H115ZM129 68H131V70L130 71H128L129 70ZM138 68V69H137ZM166 68H167V71H165L166 70ZM3 69V68H2ZM1 69V70H2ZM24 69V68H23ZM30 69V68H29ZM32 69V68H31ZM75 69V68H74ZM150 69H151V67H150ZM156 69H157V66H156ZM258 69V68H257ZM258 69V70H259ZM14 69H12L11 71H13ZM48 70V69H47ZM94 70V69H93ZM160 70V69H159ZM4 71H6V69L4 70ZM25 71H27V72H25V73H28V68H27V70H25ZM30 71V70H29ZM51 71V70H50ZM77 71H78V69H77ZM119 71H120V69H119ZM252 71V72H251ZM6 72H8V71H6ZM6 72H4L5 74L4 75H7L8 73H6ZM17 72H18V70H17ZM19 72H20V70H19ZM46 72V71H45ZM72 73L71 74H73L74 72H75V70H74V72H73V69H72V71H71ZM80 72V71H79ZM81 72H83V70L81 69ZM84 72L86 73V74H84V73H82L83 75H81L80 77H76V78H81V77H83V78H81L82 80L85 78V76H87L88 75V73L84 70ZM105 72V74H101L102 72H96V74L99 76V78H101L102 79V76H104V80H103V82H104V84H103V82H101V80H100V82L104 85V87H103V85L101 84V83H98L99 81H98V79L97 80H95L96 78H94V77H97V75L94 73V72H90L89 73V76L91 75V76H94V77H91V79L92 78H94V80H91V82L93 81V83L95 84L96 82L98 83H96L95 84V86L94 85H92L91 86V82H90V85H89V83H87L88 84V87H85V88H88L89 89V91H91V92H89L90 94H91V96H90V94H89V96L90 97H84L83 95H87L88 96V94L87 93H85L86 92V89L83 87V85L82 86H80V91H82V92H78L79 91V89H77L78 91H77V95L79 94V93H81V98L82 97H84V98H82L83 99V101H85V100H89V102L87 103V101H85L84 102V104H83V102L81 101H78L79 99H80V94L78 95L79 97H77L76 96V92H74L75 93V95H74V97L76 96L77 98H79V99H75L77 102H80V103H82L83 105L81 106V107H78V108H74L75 109V111H78L79 112V114H80V118H82L81 116H83V112H84V110H85V113L87 112L86 110H89V107L87 106L88 104L89 105H91L92 103V99H93V104L96 102L95 101V97H98V95L97 96H93V94L95 93L94 91H92V90H94V88H95V91H97V88H98V90H99V87L101 88H103L102 90H103V92L105 93V91H106V93H105V95H107V97H108V95H111L110 93L109 94H107V92H113L112 90H113V88L115 87V91H117L118 90V88H120L119 86H122V84L119 82H113L112 80H115L114 78L112 79L111 77L113 76H111V75H109V71L107 70V69H105L104 71H103V73ZM133 72H131V73H133ZM139 72V71H138ZM137 72V73H138ZM151 72V71H150ZM149 72V73H150ZM159 72V71H158ZM158 72H154V73H158ZM162 72V70L159 72V79H160V76L162 77L163 76V73H161ZM254 72V73H253ZM12 73V72H11ZM13 73L15 74V70L13 71ZM12 73V74H13ZM30 73V72H29ZM37 73V72H36ZM39 73L41 74V77H42V73L39 71ZM106 73H108L107 74V77H105L106 76ZM136 73V72H135ZM248 73H250L251 75L249 76L248 75ZM31 74H32V72H31ZM66 74H68V73H66ZM100 74V75H99ZM119 74H121L120 72L118 73V74H116V79H117V76H118V79L116 80V81H120L121 79H122V76H124V75H122L121 74V76L119 75ZM161 74V75H160ZM254 74H256V75H254ZM263 74H264V72H263ZM9 75V78L11 77V74H8ZM23 75V74H22ZM29 75V74H28ZM33 75L35 76V73H33ZM39 75V74H38ZM51 75H52V73H51ZM102 75V76H101ZM153 75H155V74H153ZM167 75V74H166ZM168 75V76H169ZM259 75H261V76H259ZM53 76V75H52ZM109 76H111L110 77V84L112 85V88H110V84L109 85H107L106 86V83H107V79L109 78ZM121 77V79H120V77ZM130 76V75H129ZM170 76L168 77V78H170ZM19 78L20 77H22V76H18ZM24 77V76H23ZM25 77H28L27 76V74H25ZM30 77V76H29ZM69 77V76H68ZM126 79L128 78L127 76H124ZM123 77V78H124ZM154 77H156V76H154ZM7 78H8V76H7ZM18 78V79H19ZM73 78H75V76L73 77ZM87 78V77H86ZM98 78V77H97ZM107 78V79H106ZM129 78H133V77H129ZM163 78V77H162ZM164 78H166L165 80H164ZM164 78H163V80L164 81H166V80H169V79H167V76H164ZM14 79V78H13ZM20 79H22V78H20ZM19 79V80H20ZM24 79V78H23ZM55 79V78H54ZM68 79V78H67ZM126 79H125V81H126ZM147 79H149L150 80V78H147ZM154 79V78H153ZM262 79V81L261 82H263L264 83V77H262L261 78ZM12 80V79H11ZM27 80V79H26ZM107 80V81H106ZM151 80H152V78H151ZM150 80V81H151ZM24 81H25V79H24ZM76 80H74V82H75ZM95 81V82H94ZM123 81V80H122ZM125 81H124V83H125ZM127 81H128V79H127ZM259 81V80H258ZM18 82V81H17ZM50 82V81H49ZM77 82V81H76ZM87 82H89V79L87 80ZM106 82V83H105ZM111 82H113V83H116V85H114L113 83H111ZM129 83H131L132 84V82H130V80L128 81ZM146 82V81H145ZM239 82H241V83H239ZM37 83H39V81L37 82ZM36 83V84H37ZM65 83V82H64ZM63 83V84H64ZM72 83V82H71ZM81 82L79 81V84H80ZM108 83H109V81H108ZM123 83V84H124ZM147 83V82H146ZM150 84H152L153 85V83L152 82H149ZM239 83V86H236L237 84ZM17 84V83H16ZM73 84V83H72ZM78 83H76L75 85H74V87H76V85H77ZM82 84H84V83H82ZM86 84V83H85ZM101 84V85H100ZM117 84H119V86H118V88H116L117 87ZM121 84V85H120ZM154 84H155V82H154ZM240 84H241V86H240ZM23 85V84H22ZM38 85V84H37ZM70 85V84H69ZM126 87H122L123 89L125 88H127V87H129L130 88V84H129V86H128V84L126 83ZM254 85V84H253ZM260 85V84H259ZM63 86V85H62ZM86 86V85H85ZM90 86L91 87H93V89H90ZM98 86V87H97ZM148 86H151V85H149L148 84ZM147 86V87H148ZM249 86V87H248ZM63 87H65V85L63 86ZM70 87V86H69ZM74 87H72V88H70V89H72V90H75L76 88H74ZM82 87H83V89H82ZM107 87V89H112L111 91H107L105 88ZM24 88V87H23ZM74 88V89H73ZM244 89L245 88V90H243L242 92H241V89ZM18 89V88H17ZM38 89H39V87H38ZM82 89V90H81ZM85 89V90H84ZM121 89V88H120ZM118 90L119 91V93L121 92L122 93V89L121 90ZM124 89V90H125ZM133 89V88H132ZM152 89H153V87H152ZM249 89V90H248ZM16 90V89H15ZM29 90V89H28ZM102 90L100 89L99 91H101L102 92ZM133 90H135V89H133ZM239 90H240V93H238L239 92ZM246 90H248L247 91V95H246V97L243 99V98H241V97H243V92L245 91V93H246ZM18 91H20V90H18ZM26 91V90H25ZM67 91V90H66ZM70 90L68 89V92H69ZM88 91V90H87ZM144 91V90H143ZM177 91H178V89H177ZM21 92V91H20ZM19 92V93H20ZM23 92V91H22ZM21 92V93H22ZM92 92H93V94H92ZM171 92V91H170ZM16 93H18L17 91H16ZM47 93V92H46ZM73 93V92H72ZM72 93H70L71 95L70 96H72ZM73 93V94H74ZM85 93V94H84ZM103 93V94H104ZM114 93V95H115V92H113ZM118 93V92H117ZM119 94V95H121L122 96V94ZM242 93V96H240L239 94H241ZM29 94H31V92L29 93ZM48 94V93H47ZM54 94V93H53ZM69 94V93H68ZM67 94V95H68ZM126 94V93H125ZM23 95H24V93H23ZM28 95V94H27ZM26 95V96H27ZM50 95V93L47 95V96H49ZM117 95V94H116ZM119 95H117V96H119ZM124 95V94H123ZM19 96V95H18ZM31 96V95H30ZM121 96H119V97H121ZM20 97H22V96H20ZM19 97V98H20ZM39 97V96H38ZM67 97V96H66ZM92 97V98H91ZM103 97V96H102ZM102 97H98V98H101L102 99ZM106 97V98H107ZM112 100L111 101H113V98L111 97V96H109ZM108 97V98H109ZM125 97V96H124ZM179 97H177V99H179ZM18 98V99H19ZM24 98H28V100H29V96L28 97H25L24 96ZM32 97H30V102H31V100L33 99H31ZM42 98V97H41ZM69 98V97H68ZM86 98V99H85ZM88 98V99H87ZM95 98V99H94ZM97 98V99H98ZM107 98V99H108ZM115 98V97H114ZM121 98H123V97H121ZM133 98H134V96H133ZM243 99V100H240V99ZM43 99H44V97H43ZM91 99V100H90ZM239 99V100H238ZM21 100H22V98H21ZM24 100V99H23ZM35 100V99H34ZM38 100V99H37ZM36 100V101H37ZM99 100V99H98ZM122 100H124V98L122 99ZM127 100V99H126ZM147 100V99H146ZM164 100V99H163ZM166 100V99H165ZM260 101V103L259 102H257V101ZM25 101V100H24ZM33 101V100H32ZM41 101H43V100H41ZM41 101H39L38 103H40ZM73 101V100H72ZM91 101V102H90ZM100 101V100H99ZM103 101H105V100H103ZM111 101H110V103H111ZM119 101H120V98H119ZM149 101H150V99H149ZM171 101V102H170ZM262 101L264 102V99H262ZM7 103H8V101H6ZM30 102H29V104H30ZM109 103V101H106V103ZM116 104H118L117 103V101L115 100L114 101ZM113 102V103H114ZM147 102H148V100H147ZM175 102H173L174 104H175ZM75 103V102H74ZM86 103V104H85ZM96 103H98V102H96ZM95 103V104H96ZM105 102L103 103L104 105L106 104ZM114 103V104H115ZM122 103L123 102H121V103H119L121 106H125V107H127L125 104L126 103H128V102H126L125 103V101H124V105H122ZM166 103V102H165ZM259 105H258V104ZM1 104H2V101H1ZM28 104V103H27ZM27 104H25V105H27ZM35 104V103H34ZM72 104V103H71ZM94 104V105H95ZM129 104V103H128ZM127 104V105H128ZM255 104H257V107H254L255 106ZM263 104V103H262ZM3 105V104H2ZM19 105V104H18ZM21 105V104H20ZM24 105V106H25ZM32 105V104H31ZM36 105H38L37 104V102H36ZM73 105V104H72ZM77 105V104H76ZM79 105V104H78ZM81 105V104H80ZM97 105V104H96ZM108 105V104H107ZM111 105V104H110ZM119 105V111H118V109H116V110H114L113 108V110L112 111H116L115 113H118V112H120L121 111V109H122V107ZM192 105V106H191ZM87 106V108L88 109H86L85 107ZM115 106V105H114ZM116 106H118V105H116ZM115 106V107H116ZM168 106V105H167ZM166 106V107H167ZM169 106H172V105H169ZM178 106V105H177ZM190 106H191V108H190ZM194 106V107H193ZM101 107V106H100ZM107 108H108V106H106ZM146 107V106H145ZM165 107V106H164ZM163 107V108H164ZM165 107V108H166ZM193 107V108H192ZM9 108V107H8ZM13 108H14V106L12 107V110H13ZM26 108V107H25ZM70 108V107H69ZM72 109H73V107H71ZM90 108H91V111H93V112H95V110H97V108H96V106H95V108L96 109H94L93 107H91L90 106ZM93 108V109H92ZM172 108H173V106H172ZM178 108V107H177ZM254 108H255V110H254ZM16 109V108H15ZM67 109V108H66ZM123 109H124V107H123ZM144 109V108H143ZM179 109V108H178ZM250 110V111H248V112H250V115L249 116H247V114L245 113H243V111L244 110ZM263 108H261L260 107V111H258L259 113H263V110H262ZM11 110V109H10ZM9 110V111H10ZM25 110V109H24ZM26 110H27V108H26ZM156 110H157V108H156ZM81 111H82V113H81ZM99 111H100V108H99ZM111 111V112H112ZM133 111V110H132ZM175 111H177V110H175ZM6 112V111H5ZM70 112V111H69ZM74 112V111H73ZM78 112H77V114H78ZM89 112H90V110H89ZM107 112H109V111H107ZM173 112V111H172ZM179 112V111H178ZM184 112V113H183ZM90 113H92V112H90ZM122 113V112H121ZM136 113V112H135ZM135 113H133L132 114V116L135 114ZM156 113V112H155ZM157 113V114H158ZM175 113V112H174ZM205 113H207V114H205ZM215 113V114H216ZM261 113V114H262ZM8 114V113H7ZM6 114V115H7ZM12 114V113H11ZM75 114V113H74ZM86 114H88V113H86ZM85 114V115H86ZM100 114V113H99ZM110 114V113H109ZM112 114V113H111ZM113 114H114V112H113ZM118 114H120V113H118ZM137 114V113H136ZM142 114V113H141ZM140 114V117H138V115L136 116H134V119H136L135 117H137V118H141L142 116H144V118H141L140 120L139 119H136L137 121H138V123L141 125V123L143 124V125H141L140 126V129L141 130H145L146 129V127L148 126H150L151 124L150 123H148L147 121H148V119L147 120H145L146 119V117H145V113L143 114V115H141ZM149 114V113H148ZM177 114H179V113H177ZM180 114V115H181ZM242 114H243V116H246L247 118H244L243 116H242ZM6 115H5V118H6ZM67 115V114H66ZM97 115V114H96ZM152 115V114H151ZM201 115V116H200ZM205 115H207L206 117H204ZM9 116H11V115H9ZM13 116V115H12ZM11 116V117H12ZM78 116V115H77ZM99 116V115H98ZM107 116V115H106ZM147 116V115H146ZM149 116H150V114H149ZM163 116L165 117V118H163ZM182 116H180V118L182 117ZM196 116H198L197 118H196ZM199 116L200 117H202V118H200L199 120H198V118H199ZM260 116H262V115H260ZM259 116V117H260ZM74 117V116H73ZM101 117V116H100ZM104 117V116H103ZM174 117L176 118V119H174ZM8 118V117H7ZM127 118V117H126ZM125 118V119H126ZM194 118H196L195 120H194ZM205 118V119H204ZM3 119V118H2ZM127 119H130V117H128ZM142 119H144L145 121H143ZM153 119V120H152ZM165 119H166V121H165ZM169 119V121H167ZM4 120V119H3ZM62 120V119H61ZM136 120H134V121H136ZM17 121V120H16ZM134 121L132 120L130 123L129 122H125V124L126 123H129V124H131V126H134V127H132L133 129L135 128V125L136 124H138L137 122H135L134 123ZM196 121V122H197ZM122 122H123V120H122ZM132 122H133V124H135V125H133L132 124ZM146 124V125H144V123ZM153 122H156V123H154L153 124ZM191 122V123H190ZM204 122V123H205ZM15 123V122H14ZM13 123V124H14ZM22 123V122H21ZM188 123V124H187ZM199 123V122H198ZM204 123H203V125H204ZM248 123H250L252 126H254L255 127V125H257L256 123H258L259 124V128H255V129H258V131L256 130H253L252 132L253 133H251V131H249V130H251V129H248L247 128V130L249 131V133L247 134V138L248 139H246V136L244 135V133L246 134V127H248ZM253 123H254V125H253ZM264 123V122H263ZM17 124H18V122H17ZM124 124V123H123ZM129 124L127 125L128 127H130L129 126ZM139 124L137 125V126H139ZM149 124V125H148ZM179 124V123H178ZM195 124H197V123H195ZM118 125V124H117ZM121 125V124H120ZM151 125V126H152ZM177 125V124H176ZM180 125H182V126H180V127H183V124H180ZM198 125H200V126H198ZM251 125H249V128H251ZM22 126H23V124H22ZM21 126V127H22ZM143 126H144V128H143ZM158 126H157V128L156 129H158L159 130V128H161L160 126H159V128H158ZM162 126V128H164ZM166 126V125H165ZM184 126V127H185ZM191 126H192V124H191ZM198 126V127H197ZM197 128L199 129V128H201L202 127V129H203V127L205 126H202L201 124H197ZM246 126V127H245ZM169 127H171L170 125H169ZM183 127V128H184ZM225 129H224V128ZM4 128V127H3ZM113 128V127H112ZM118 128V127H117ZM143 128V129H142ZM175 128H177V126H175ZM183 128H180L179 129V131H178V133H180V131H182V129ZM187 128V127H186ZM188 128V129H189ZM197 128H196V132L198 131L199 132V130H197ZM263 128V127H262ZM124 129V128H123ZM136 129V128H135ZM134 129V130H135ZM153 129V128H152ZM155 129V130H156ZM166 129V128H165ZM169 129V128H168ZM174 129V128H173ZM173 129H172V127H171V130L169 131V132H172L173 133ZM220 129V128H219ZM137 130V129H136ZM139 130V129H138ZM148 130H150V128H148ZM147 130V131H148ZM154 130V129H153ZM152 130V132L154 133V132H157V131H153ZM161 130V129H160ZM175 130V129H174ZM184 130H186L185 128H184ZM183 130V131H184ZM190 130V131H189ZM188 130V132H191V130H193V129H189ZM129 131V130H128ZM147 131H146V133H147ZM182 131V132H183ZM264 131V130H263ZM112 132V131H111ZM111 132H107V133H105V134H103V135H101V132H100V134L99 133H96V134H94L95 135V137H89V136H85V139H87V142H85L84 140L85 139H83L84 137L81 135V137H74L71 141H73V143H71V144H74L75 145V147H76V145L79 147L78 149H82V147L83 146H85V147H87V151H88V149H89V151H92V152H99L101 149H102V153H103V155L102 156H105V157H108L107 159H108V161L109 160H111L110 158H114L115 156H116V154H118L117 156H118V162L116 163V164H118L119 163V161H120V163H119V165L121 164V165H123L122 167H124L125 169L127 168L128 170H129V172H132V171H134V172H132V173H135L136 172V174H138V176H139V178L140 177H142V178H145V179H150V177L151 176H153L154 177V175L155 174H160V175H164V176H161V180H163V181H161V180H159V181H161L162 182V184H163V182H167V183H169L170 181L169 180H172V176H171V173L173 174V172H171V170H170V167H172V168H174L172 171H176L175 169L177 168V166H175V165H178V164H175L174 166H172L171 165V162H170V166H168L167 165V167H168V169H169V171H170V173H161L162 172V170L160 169L161 168V162L162 161H164L165 159H166V155L168 154V152H164L163 151V154H162V156H161V154L160 155H157L156 157H154V154H151V155H149L148 153V155L147 154H145L144 152H141L140 151V153H144V155H142V156H138V154H139V152L137 153V156H134V152L136 153V149H138L139 150V148H137V147H134V146H132L131 144H132V142H131V140H130V138L128 139L127 137H125L126 139L124 140L123 139V141H122V139L121 138H123V136H121V137H118L119 135H117V137H115V135L114 134H109V133H111ZM124 132V131H123ZM148 132H150L151 133V131H148ZM197 132V133H198ZM201 132V131H200ZM125 133H127V132H125ZM152 133V134H153ZM165 133H168L167 131L165 132ZM86 134H88V133H86ZM99 134V135H98ZM149 134V133H148ZM162 134H164V131L162 132ZM169 134V133H168ZM174 134V133H173ZM172 134V135H173ZM180 134H182V133H180ZM180 134H178V135H180ZM184 134V133H183ZM192 134H193V132H192ZM195 134V133H194ZM253 134V135H252ZM10 135V134H9ZM14 135V134H13ZM93 135V136H94ZM97 135V136H96ZM101 135V136H100ZM187 135H188V133H187ZM189 135H190V133H189ZM16 136V135H15ZM90 136H92V135H90ZM181 137H182V135H180ZM215 136V137H214ZM250 136V137H249ZM253 136V137H252ZM264 136V135H263ZM83 137V138H82ZM183 137H185V136H183ZM188 137V136H187ZM191 137V135L189 136V138ZM212 137V138H211ZM78 138V139H77ZM80 138H82V139H80ZM186 138V137H185ZM207 138V137H206ZM252 140H251V139ZM256 138V139H255ZM245 139L246 140H249V141H245ZM6 140H8V139H6ZM11 140V139H10ZM75 140H77L76 142H75ZM251 140V141H250ZM263 140V139H262ZM70 141V142H71ZM78 142V144H76ZM134 142V141H133ZM153 142V141H152ZM263 141H261L260 143H262ZM67 144H68V142H66ZM130 143V144H129ZM135 144H137L136 142H134ZM133 143V144H134ZM142 143V142H141ZM149 143V142H148ZM5 144V143H4ZM62 144V143H61ZM65 144V143H64ZM140 144V143H139ZM139 144H138V146H139ZM160 144V143H159ZM263 144V143H262ZM5 145H7V144H5ZM69 145L70 144H68V148H69ZM144 144H140V146L142 147ZM145 145H149V144H147V142H145ZM151 145V144H150ZM149 145V146H150ZM155 145V144H154ZM153 145V143H152V146L150 147V148H153V147H155ZM162 145V144H161ZM202 145H204V144H202ZM9 146H10V144H9ZM82 146V147H81ZM62 147V146H61ZM75 147H73V148H75ZM92 147H97L95 150H94V148H92ZM158 147V146H157ZM162 147V146H161ZM160 147V148H161ZM8 148V147H7ZM18 148H19V146H18ZM72 148V147H71ZM92 148V150H90ZM145 148H146V146H145ZM144 148V146L142 147V149L144 150L145 149ZM148 148V147H147ZM159 148V149H160ZM163 148V147H162ZM203 149H204V147H202ZM254 148H257V149H254ZM9 150H10V147L8 148ZM61 149V148H60ZM67 149V148H66ZM77 149V148H76ZM149 149V148H148ZM156 149V148H155ZM167 148L165 147V151H167L166 150ZM19 150V149H18ZM62 150V149H61ZM94 150V151H93ZM135 150V151H134ZM137 150V151H138ZM162 150V149H161ZM171 150V149H170ZM10 151H12V149L10 150ZM23 150H21V152H22ZM81 151V150H80ZM156 151V150H155ZM155 151H153V152H155ZM198 151H200L199 149H198ZM207 151V150H206ZM260 151V150H259ZM5 152V151H4ZM7 152V151H6ZM25 152V151H24ZM23 152V153H24ZM162 152V151H161ZM160 152V153H161ZM165 153V154H164ZM173 153V151L171 152V153H169V154H172ZM176 153V152H175ZM205 153V152H204ZM112 154H115V156H113ZM133 154V156L135 157H133V158H131L130 156H128V155H132ZM157 154V153H156ZM197 154H200V153H197ZM196 154V155H197ZM208 154V153H207ZM141 155V154H140ZM145 155H146V157H148V160H149V157L151 158V160H152V158H153V160H152V162H153V165L152 166H149V167H147L148 165H143V163H144V161L142 160V159H145V162L147 161V158L145 157ZM152 155H153V157H152ZM164 155V156H163ZM212 155H213V153H212ZM4 156V155H3ZM8 156V155H7ZM95 156V155H94ZM99 156V155H98ZM110 156H113V157H110ZM144 156V157H143ZM166 156V157H165ZM176 156H177V154H176ZM198 156V155H197ZM200 156V155H199ZM208 156H209V154H208ZM5 157V156H4ZM97 157V156H96ZM95 157V158H96ZM168 157H169V155H168ZM170 157H171V155H170ZM3 158V157H2ZM19 158V157H18ZM94 158V159H95ZM100 158V157H99ZM117 158V157H116ZM178 158V157H177ZM177 158H175V160L177 159ZM201 158H204V157H201ZM200 158V159H201ZM209 158V159H210ZM103 159V158H102ZM115 159V158H114ZM113 159V160H114ZM168 159V158H167ZM183 159V156H182V158H181V160ZM206 159V158H205ZM16 160H17V158H16ZM19 160V159H18ZM106 160V159H105ZM112 160V163L114 162ZM116 160V159H115ZM169 160H171V158L169 159ZM173 160V159H172ZM178 160V159H177ZM185 160V159H184ZM199 160V159H198ZM179 161V160H178ZM188 161V160H187ZM186 160L184 161V163L185 162H187ZM191 161V160H190ZM204 161V160H203ZM152 162H151V164H152ZM194 162V161H193ZM196 162V161H195ZM198 162V161H197ZM196 162V163H197ZM1 163V162H0ZM109 163V162H108ZM111 163V162H110ZM112 163H111V165H112ZM115 163V162H114ZM149 163V165H150V161L148 162ZM155 163H157V166L158 167H156V166H154L155 165ZM160 165H159V164ZM168 163H169V161H168ZM178 163V162H177ZM195 163V164H196ZM200 163L202 164V161H200ZM89 164V163H88ZM146 164V163H145ZM162 164H164V166H165V164H166V161H164ZM173 164V163H172ZM186 164H188V163H186ZM194 164V163H193ZM198 164V163H197ZM125 165V166H124ZM179 165H181V166H183L181 163L179 164ZM178 165V167L179 168H183V167H181V166H179ZM191 165H192V162H191ZM98 166V165H97ZM113 166V165H112ZM184 166H186V165H184ZM188 167H186V168H188V169H186L185 171H186V174H185V172L183 171H181L182 173H184L185 175H187V173H191L193 170H192V167H190L189 165H187ZM72 167V166H71ZM71 167H70V169H71ZM107 167V166H106ZM121 167V166H120ZM151 167H153V173H152V168ZM195 167V166H194ZM200 167H201V165H200ZM74 168V167H73ZM104 168V167H103ZM163 168V167H162ZM179 168H177V173H178V170H179ZM197 168H199V164L197 165ZM196 168V169H197ZM210 168V167H209ZM80 169V168H79ZM78 169V170H79ZM106 169V168H105ZM126 169V170H127ZM151 169V170H150ZM168 169H167V171H168ZM195 169V170H196ZM80 170H83V168H81ZM79 170V171H80ZM90 170V169H89ZM125 170V171H126ZM160 170H161V172H160ZM163 170H165V168L163 169ZM199 170V169H198ZM8 171V170H7ZM69 171V170H68ZM74 171H75V168H74ZM94 172H97L96 173V175H95V173L94 172H92V174L90 175V176H92V178H96L97 177V175L99 174V172H98V169H97V171H96V169L95 170H93ZM168 171V172H169ZM83 172V171H82ZM90 172V171H89ZM101 172V171H100ZM110 172V171H109ZM180 172V171H179ZM196 172V171H195ZM206 172V171H205ZM208 173H209V171H207ZM3 173V172H2ZM70 173L72 174L73 172L72 171H70ZM70 173H69V175H70ZM74 173H76V171L74 172ZM85 173H87L86 171H85ZM84 173V174H85ZM102 173V172H101ZM105 173V172H104ZM174 173H176V172H174ZM176 173V174H177ZM193 174H192V176L193 175H196L195 173H194V171L192 172ZM207 173V174H208ZM9 174V173H8ZM78 174H80V173H78ZM88 174V173H87ZM96 176H94V175ZM153 174V175H152ZM175 174V175H176ZM180 174V173H179ZM178 174V175H179ZM66 175V174H65ZM76 175V174H75ZM109 175V176H108ZM135 175V174H134ZM181 175H183V174H181ZM198 175V174H197ZM210 175V174H209ZM74 176V175H73ZM72 176V177H73ZM79 176V175H78ZM88 176V175H87ZM87 176H84L83 175V177H82V175H81V177H80V181L82 180V182L84 181V183H86L87 185H88V181L90 182H92L93 180H92V178L91 177H89V178H87L86 180L84 179V177H87ZM94 176V177H93ZM180 176V175H179ZM191 176V177H192ZM203 176H204V178H203ZM0 177H1V175H0ZM71 177V178H72ZM75 177V176H74ZM166 177H167V179H166ZM187 177V176H186ZM189 177V176H188ZM2 178H4V177H2ZM9 178H10V176H9ZM68 178V177H67ZM70 178V177H69ZM68 178V179H69ZM70 178V179H71ZM77 178V177H76ZM75 178V179H76ZM91 178V180H88V179H90ZM117 178H119L118 176H117ZM70 179H69V184H70ZM75 179H73V182L75 181ZM78 179V178H77ZM96 179H98L97 181L96 180H94V181H96V183L98 184V185H95V186H93L91 183H89V187H88V189H87V187H85L83 184H82V186H79L80 187V190H82V187L84 186L85 188H83V190L84 189H87V190H89V192L91 191V193H90V195L92 196H94V197H98L99 196V194H100V198L99 199H103V202L104 203H109V201H110V198L114 195V192H116L117 193V190H119L120 189V184L119 183H121V184H123L124 185V183L125 182H127L126 180H127V178L124 180V183L122 182V178H121V182H120V180L117 182V184H116V181H114L115 180V178H112L111 177V175L110 174H108L107 173V175H106V173L105 174H99V176L96 178ZM105 179H109V181H110V183H108V181L107 180H105ZM114 179V180H113ZM177 178H175V177H173V180L172 181H174L175 182V180H176ZM1 180V179H0ZM10 180V179H9ZM66 180V179H65ZM78 180V181H79ZM104 182H103V181ZM129 180V179H128ZM158 180H156V181H158ZM185 179H183V181H184ZM2 181V180H1ZM6 181H7V179H6ZM79 181V182H80ZM86 181V182H85ZM93 181V182H94ZM114 181V182H113ZM179 181V180H178ZM190 181V180H189ZM72 182V181H71ZM102 182H103V184H102ZM133 182V181H132ZM174 182H172L173 183V185H175L174 184ZM180 182H182V179H180ZM186 182V181H185ZM195 182H196V180H195ZM81 183V182H80ZM106 183V184H105ZM128 183H130V180H129V182H127V183H125L126 185L128 184ZM159 183V182H158ZM171 183V182H170ZM169 183V184H170ZM92 186H91V185ZM95 184V183H94ZM100 184V185H99ZM102 184V185H101ZM132 184V183H131ZM183 184V183H182ZM185 184V183H184ZM188 184V183H187ZM192 184V183H191ZM4 185V184H3ZM103 185H106L104 188H102L103 187ZM113 185H116V186H113ZM119 185V187H117ZM171 185V184H170ZM173 185H171V186H173ZM186 185V184H185ZM125 186V185H124ZM146 186V185H145ZM176 186V185H175ZM199 186V187H200ZM69 187V188H68ZM67 188L68 189H70V186H68ZM75 187V186H74ZM78 187V188H79ZM92 187V188H91ZM131 187H133V185L131 186ZM141 187V186H140ZM5 188V187H4ZM73 188V187H72ZM116 188H119V189H117L116 190ZM125 188H127L126 186H125ZM134 188V187H133ZM147 188H148V186H147ZM146 188V189H147ZM153 188V187H152ZM154 188L156 189V187L154 186ZM153 188V189H154ZM175 188V187H174ZM67 189V190H68ZM113 189H115L114 190V192H113V195L111 196V195H109V193H111L112 191H113ZM123 189V188H122ZM122 189H120V190H122ZM142 189V188H141ZM139 190L140 192L142 191V190ZM197 188H195V190H196ZM72 190V189H71ZM110 190V191H109ZM131 190V189H130ZM133 190V189H132ZM152 190V189H151ZM183 190V189H182ZM184 190H185V188H184ZM86 191V190H85ZM146 191V190H145ZM163 191H165V190H163ZM169 191V190H168ZM201 191V190H200ZM206 191V190H205ZM92 192H94V194L92 193ZM96 192H98V193H96ZM119 192V191H118ZM132 192V191H131ZM143 192V191H142ZM147 192H149L150 193V191L148 190ZM147 192H145V195L147 196V197H149V195L151 194H154V193H150L149 195L148 194H146ZM154 192V191H153ZM184 193H185V191H183ZM98 195V196H95L96 194ZM115 193V194H116ZM125 193V192H124ZM127 193V192H126ZM128 193H129V190H128ZM137 193H138V191H137ZM200 193V192H199ZM133 194V193H132ZM143 194V193H142ZM156 194H157V190H156ZM160 194V193H159ZM164 194H166L165 192H164ZM171 194V193H170ZM186 194V193H185ZM1 195V194H0ZM102 195L103 196H105V197H102ZM120 195V194H119ZM137 195H139V194H137ZM161 195V194H160ZM177 195V194H176ZM78 196V195H77ZM108 196V197H107ZM115 196V195H114ZM113 196V197H114ZM132 196V195H131ZM130 196V197H131ZM144 195H142V197H143ZM154 196V195H153ZM153 196H152V200L154 199V202L153 203H155V197H157V196H155L154 198H153ZM164 196V195H163ZM170 196V195H169ZM251 196H252V198H251ZM110 197V198H109ZM117 197H119V196H117ZM139 197H141V195L139 196ZM145 197V196H144ZM172 197V196H171ZM180 197V196H179ZM57 198V197H56ZM109 198V199H108ZM158 198V197H157ZM165 198H166V196H165ZM174 198V197H173ZM72 199V198H71ZM84 199V198H83ZM120 199H122V198H120ZM132 199V198H131ZM139 199H141L142 200V198H139ZM150 200H151V196H150V198H149ZM159 199V198H158ZM167 199V198H166ZM79 200H81V199H79ZM89 199H87V201H88ZM106 200H107V202H106ZM109 200V201H108ZM114 200L115 199H112V201L114 202ZM140 200V201H141ZM145 200H146V198H145ZM168 200V199H167ZM241 200V201H240ZM254 200H253V202H254ZM83 201V200H82ZM92 201V200H91ZM121 201H124V200H121ZM134 201V200H133ZM147 201H149L148 199H147ZM147 201H146V203H147ZM111 202V201H110ZM115 202H116V200H115ZM150 202V201H149ZM148 202V203H149ZM152 202V201H151ZM150 202V203H151ZM179 202V201H178ZM181 202V201H180ZM179 202V203H180ZM193 202V201H192ZM141 203H142V205L144 204V202H142L141 201ZM149 203V204H150ZM152 203V204H153ZM178 203V204H179ZM255 203V202H254ZM254 203H252V204H254ZM111 204V203H110ZM118 204V203H117ZM140 204V203H139ZM159 204V203H158ZM192 204V203H191ZM199 204V205H198ZM106 205H108V204H106ZM114 205V204H113ZM132 205V204H131ZM141 205V207H142V209L143 208H145L146 209V205L147 204H145V205H143L142 206ZM151 205V204H150ZM155 205H156V203H155ZM155 205H151V207L152 206H155ZM172 205H174V204H172ZM182 205V204H181ZM184 205H186V204H183V206ZM188 205V204H187ZM145 206V207H144ZM179 206V205H178ZM194 206H193V210H194ZM254 206V205H253ZM137 207V206H136ZM139 207H140V205H139ZM173 207V206H172ZM197 207V208H196ZM248 208V209H245V208ZM107 209V208H106ZM112 209V208H111ZM111 209H109V210H107L108 212V214H109V212L111 211ZM131 209V208H130ZM140 209V208H139ZM145 209H143V210H145ZM147 212L149 211V209H150V207H147ZM174 209V208H173ZM198 209H199V212H198ZM114 209H112V211H113ZM132 210V209H131ZM136 210V209H135ZM163 210V209H162ZM194 210V211H195ZM252 210V209H251ZM257 210V209H256ZM48 211V210H47ZM136 211H141V210H136ZM152 211H155V210H152ZM157 211V210H156ZM164 212L166 211V210H163ZM193 211V212H194ZM230 211V212H231ZM232 211V212H233ZM99 212V211H98ZM96 213V215H99V214H104V212H102V210H101V213ZM146 212V210H145V212L144 213H147ZM168 212V211H167ZM175 212V211H174ZM173 212V213H174ZM185 212V211H184ZM191 212V211H190ZM215 212V213H214ZM249 212L251 213L252 211H248L247 212V214H249ZM257 212V211H256ZM256 212H254V213H256ZM94 213V212H93ZM150 213V212H149ZM169 213H170V211H169ZM90 214V213H89ZM112 214H113V212H112ZM123 214V213H122ZM122 214H121V216H122ZM151 214V213H150ZM153 214V213H152ZM151 214V215H152ZM155 214V213H154ZM154 214H153V216H154ZM157 214V213H156ZM155 214V216L157 217V215ZM177 214V213H176ZM209 214V216L207 217L206 215H208ZM221 214V215H222ZM246 214V213H245ZM246 214V215H247ZM259 214H260V216H262V220H264L263 218H264V215H262L260 212H258V219H259ZM78 215V214H77ZM84 215V214H83ZM95 215V213L93 214V216ZM107 215V214H106ZM105 214L103 215V217L104 216H106ZM111 215V214H110ZM110 215H108V216H110ZM114 215L115 214H113V217H114ZM123 215H125V218H126V214H123ZM135 215V214H134ZM144 215H148V214H144ZM165 215V214H164ZM179 215V214H178ZM228 215H231V213H229V214H227V216ZM234 215L235 214H233V216L231 215V218L233 219H231L230 220V217L229 218H227L228 220H230L232 223H233V225L235 224V222H237L238 220H239V218L237 217V218H235L236 217V215H235V217H234ZM241 215H243V214H241ZM250 215V214H249ZM249 215H247V216H249ZM53 216H54V214H53ZM79 216H80V214H79ZM102 215H100L99 217H101ZM139 216V215H138ZM149 216V215H148ZM152 216V217H153ZM159 216V215H158ZM166 216V215H165ZM164 216V217H165ZM170 216V215H169ZM190 216V215H189ZM196 216H195V218H196ZM224 216H226V215H224ZM226 216V217H227ZM255 216V215H254ZM254 216H252V217H250L249 216V223H253V217ZM77 217V216H76ZM86 217V216H85ZM95 217H97V216H95ZM111 217V216H110ZM118 217V216H117ZM133 217H135V216H133ZM142 217H144V216H142ZM161 217L162 216H160L159 218H153V219H151L150 221H152V223L154 224L153 226L154 227H156V228H160L159 230H161L162 229V231L165 233H163L162 232V234L165 236L166 235V237L169 235H173L174 233H171V234H169L170 232H171V230H170V232H169V230H167V227L165 228V225H166V223H167V219H168V215H167V217H165V218H167V219H165V218H162L161 219ZM205 217V218H204ZM218 217V218H217ZM222 217V216H221ZM220 217V218H221ZM242 217V216H241ZM83 218H84V216H83ZM87 218H88V216H87ZM102 218V217H101ZM105 218H107V217H105ZM104 218V219H105ZM119 218H122V217H120L119 216ZM199 218H197V219H199ZM209 218V219H208ZM251 218H253L252 220H250ZM67 219V218H66ZM100 219V218H99ZM104 219H103V221H104ZM109 219L110 218H108V223L110 222V225H111V221L112 220H110L109 221ZM111 219H113L112 217H111ZM136 219V218H135ZM138 219V218H137ZM147 219V218H146ZM169 219H170V217H169ZM172 219V218H171ZM193 219V218H192ZM238 219V220H237ZM244 219V218H243ZM258 219H256V217H255V219L254 220H256L255 222H257V220ZM84 220H85V218H84ZM107 220V219H106ZM114 220H115V218H114ZM120 220H121V222H120ZM120 220H115V221H113V222H115V223H117V221H119L118 223H117V225H115V226H119L118 224H122L123 223V221H122V219H120ZM132 219L130 218V221H131ZM134 220V219H133ZM142 220H145V219H142ZM213 220H215L214 222H213ZM216 220H218V222L216 221ZM220 220V221H219ZM223 220V219H222ZM225 220V219H224ZM261 220V221H262ZM66 221H68V220H66ZM66 221H64V222H66ZM87 221V220H86ZM89 221V220H88ZM97 221V220H96ZM101 221V220H100ZM138 221V223H140L141 224V221L140 220H137ZM146 221H148V220H146ZM145 221V222H146ZM171 221V220H170ZM169 221V222H170ZM190 221V220H189ZM194 221H195V219H194ZM197 221V220H196ZM199 221V220H198ZM201 221V220H200ZM260 221V222H261ZM75 221H71L70 222V224L68 223V225H70V227L67 225V224H65V225H67V227H69V229H68V231L70 230V229H72V227L75 229V225H73V224H75L74 223ZM77 222H78V220H77ZM79 222L80 223H82L83 222V224H85V221H82V218H81V221H80V219H79ZM78 222V223H79ZM97 222H99V221H97ZM106 221H104V223H105ZM144 222V221H143ZM144 222V223H145ZM185 222V221H184ZM186 222H188V221H186ZM192 222V221H191ZM204 222V223H205ZM227 222V221H226ZM78 223H77V225H78ZM80 223H79V225H78V227L80 226L81 227V225H80ZM91 223V222H90ZM103 223V222H102ZM135 223V222H134ZM144 223H143V225L142 226H144ZM146 223H149V221L148 222H146ZM171 223V222H170ZM183 223V222H182ZM196 223H198V222H196ZM207 223V224H208ZM217 223V224H216ZM220 223V224H219ZM224 222H222V224H223ZM238 223V222H237ZM236 223V224H237ZM247 223H248V218H247ZM251 223V224H252ZM51 224V223H50ZM92 224V223H91ZM94 224V223H93ZM96 224V223H95ZM126 224V223H125ZM131 225L133 224L132 222L130 223ZM185 224V226H188V225H186L187 223H184ZM184 224H182V225H184ZM189 224V223H188ZM191 224H193V223H191ZM201 223H199L198 225H200ZM227 224V223H226ZM236 224L234 225L235 226V228L237 227V228H240L239 226H236ZM250 224V225H251ZM86 225V224H85ZM85 225H83L82 227H81V229L82 228H84V226ZM106 225V224H105ZM104 224H100V227L98 228V229H96V230H94V229H92V231H91V229H90V231L91 232H93V230H94V232H98V231H100V229L102 230V231H104V228H108L109 226H107L106 225V227H104L105 226ZM113 225V227L115 228V226H114V223L112 224ZM111 225V226H112ZM128 225V224H127ZM145 225H147V224H145ZM198 225H195V222H194V225L193 226H198ZM239 225V224H238ZM241 225V224H240ZM256 225V224H255ZM72 226V227H71ZM98 226H99V224H98ZM98 226H95L96 228L98 227ZM102 226V227H101ZM110 226V229L109 230H107V228L105 229V231H106V235L104 234V232H102V234L103 235H101L99 232V234L101 235V236H103L102 238H99L98 240L100 241V240H102V242L101 243H103V239H105L104 241H111L113 244H116L117 245V248H116V250L113 252V253H115V254H113V256H112V252H111V259H116L117 260V262H115V264L116 263H119L118 261H121V258H119L117 255L119 254V256L121 255V252H120V250H122L121 248L124 246V247H126V245L125 244H127V242L125 241V239H127V241H128V243H129V241L131 240H128V238H126L125 236H126V234H124L123 236H124V239H123V236H121L120 235V237L122 238H120V240L119 239H117V237H119L118 236V234L120 233V232H123V227H121L120 228V230L118 229V227H116L115 228V230L116 231H114V228L113 227H111ZM137 227H135V229L136 228H141L142 226L140 225V226H138V224L136 225ZM168 226V225H167ZM190 226V225H189ZM193 226H190V227H193ZM202 226V228L204 227L203 225H201ZM207 226V225H206ZM58 227V226H57ZM66 227V228H67ZM104 227V228H103ZM129 227H130V225H129ZM128 227V228H129ZM169 227V226H168ZM184 227V226H183ZM210 227V226H209ZM244 227V226H243ZM85 228H86V226H85ZM80 229L79 228V230L78 231H80L81 230V232L84 234V235H82L81 234V232H79L80 234H81V236H79L78 235V231H77V227H76V229L74 230L73 229V231H72V233L75 231H77V236H79V237H82V236H86V237H88V234H87V232L85 233L84 231H86V229ZM125 228V227H124ZM131 228H132V226H131ZM142 228H144V227H142ZM141 228V229H142ZM170 228H172L171 226H170ZM197 228V227H196ZM195 228V229H196ZM206 227H204V229H205ZM211 228V227H210ZM219 228V227H218ZM56 229V228H55ZM111 229H113V230H111ZM135 230V237L139 234V232L138 231H141V230ZM145 229H147V228H145ZM180 229L182 230V228L180 227ZM199 229H201V228H199ZM198 229V230H199ZM227 229V228H226ZM118 230V231H117ZM125 230H126V228H125ZM124 230V231H125ZM129 230V229H128ZM147 230H150V229H147ZM177 229H175V231H176ZM202 230V229H201ZM230 230V229H229ZM234 230V229H233ZM52 231V230H51ZM56 231V230H55ZM71 231V230H70ZM88 231V230H87ZM89 231V232H90ZM108 231H110L109 233H110V236L112 235V237H110V239H108L107 240V238H109V236H108ZM112 231V232H111ZM113 231H114V234H113ZM127 231V230H126ZM132 231V230H131ZM134 231V230H133ZM137 231V232H136ZM142 231H143V229H142ZM141 231V233H142V236H145L146 234H143V232ZM62 232H64V231H62ZM93 232V233H94ZM101 232V231H100ZM127 232H129V234H130V231H127ZM145 232H147V231H145ZM166 232H169L168 234H166ZM184 232H185V230H184ZM208 232V231H207ZM206 232V233H207ZM210 232V231H209ZM255 232V231H254ZM254 232H253V234H254ZM259 232V231H258ZM52 233V232H51ZM71 233V232H70ZM98 233H97V235H98ZM108 233V234H107ZM112 233V234H111ZM124 233H126V232H124ZM140 233V234H141ZM201 233V232H200ZM211 233V232H210ZM216 234H219V232L217 233V232H215ZM215 233H214V235H215ZM223 233V232H222ZM230 233V232H229ZM251 233H252V231H251ZM257 233V232H256ZM255 233V234H256ZM52 234H55V232H53ZM74 234V233H73ZM73 234H70V235H72L73 236ZM95 234V233H94ZM123 234V233H122ZM137 234V235H136ZM140 234H139V236H140ZM183 234V233H182ZM190 234V233H189ZM198 234H199V232H198ZM208 234V233H207ZM220 234H221V232H220ZM246 234V235H244L243 237L241 236H238V235H236V237H234V238H231V236H229V238L225 235V234H222L221 236H218V237H215V236H217V235H215L214 237H213V241L214 242H216V243H218V246L220 247H218L217 245H216V249H215V246H214V248L212 249V248H208V249H212V251L214 252V253H216L215 251H219V257L217 258L218 259V263H220V264H264V232H261V233H259V234ZM64 235V234H63ZM75 235H76V233H75ZM74 235V237H76V239H79L77 236H75ZM96 234H95V236H97ZM100 235H98L99 237H101ZM104 235L107 237V238H105L104 237ZM128 235V234H127ZM156 235V234H155ZM163 235H160L161 237L163 236ZM179 235V234H178ZM204 235V234H203ZM212 235V234H211ZM59 236H62L61 235V233L59 234ZM139 236H137V238H139ZM159 236V237H160ZM175 236V235H174ZM234 236V235H233ZM238 236V237H237ZM17 237H19V236H17ZM85 237V238H86ZM127 237H129V236H127ZM156 237V236H155ZM161 237H160V243L162 242V240H161ZM166 237H164V239L166 238ZM207 237V236H206ZM211 237V236H210ZM257 237V238H256ZM67 238V237H66ZM66 238H64V240L66 239ZM69 238H70V236H69ZM69 238H67V239H69ZM84 238V240H86ZM96 238V237H95ZM94 238V239H95ZM136 238V239H137ZM141 236H140V240H141ZM145 238H146V236H145ZM145 238L143 237V239L145 240ZM152 238H153V235H152ZM204 238H205V236H204ZM208 238V237H207ZM216 238V239H215ZM250 238H252L253 239V241L251 242L250 241V243H249V239ZM260 238H262V239H260ZM18 239V238H17ZM61 239V238H60ZM81 239V238H80ZM80 239H79V241H80ZM82 239H83V237H82ZM136 239L134 238L133 239V242L131 241L128 245H130L131 244V248H132V243H134V241L136 242ZM139 239H137V240H139ZM147 239V238H146ZM156 239H158V237L156 238ZM167 239H170V238H166V240ZM178 239V238H177ZM203 239V238H202ZM209 239V238H208ZM215 239V240H214ZM255 239H260V240H256V241H259L258 243L256 242L255 244H254V241H255ZM88 240V239H87ZM87 240H86V244H87ZM98 240H97V242L95 241V244L97 243V245H98ZM144 240H142V241H144ZM165 240V241H166ZM173 240H175V238L173 239ZM205 240H207V239H205ZM211 240V241H210ZM209 240V243L211 242V243H214L213 241H212V238ZM72 241V240H71ZM82 241V240H81ZM88 241H90V239L88 240ZM121 241V242H120ZM147 241V240H146ZM144 242L145 244L144 245H147V243H148V241L147 242ZM152 241V240H151ZM154 241V240H153ZM157 242H158V240H156ZM164 241V242H165ZM167 241H170V240H167ZM171 241H172V239H171ZM171 241L169 242V244L171 243ZM21 242V241H20ZM45 242V241H44ZM73 242V241H72ZM84 242V241H83ZM92 242V241H91ZM108 242H105L104 244H100V242H99V244H100V246L101 245H103V246H101V248H103V250L106 252L107 250H108V246H109V243ZM111 242H110V244H111ZM141 242V241H140ZM206 242V241H205ZM46 243V242H45ZM53 243V242H52ZM64 243V242H63ZM71 243V242H70ZM77 243H80V242H77ZM85 243V242H84ZM90 243V242H89ZM106 243H108V246H106ZM121 243V244H120ZM150 243V242H149ZM156 243V242H155ZM160 243H159V245H160ZM174 243V242H173ZM207 243H208V241L205 243L206 245H207ZM221 244V246H220V244ZM249 243V244H248ZM61 244H62V239H61ZM65 244V243H64ZM64 244H62V247H63V245ZM72 244V243H71ZM71 244H67L69 247H71L70 245ZM74 244H76L75 242H74ZM83 244V243H82ZM82 245L83 246V249L85 248V246H87V245ZM92 244H94V243H92ZM123 244V245H122ZM143 244V243H142ZM161 244H164L163 242L161 243ZM166 244H167V242H166ZM200 244H202V243H200ZM204 244V243H203ZM204 244V245H205ZM257 244H258V248H257ZM25 245V244H24ZM66 245V244H65ZM104 245L106 246V248H104ZM120 245H122V247L120 246ZM141 245V244H140ZM139 245V246H140ZM153 245V247L154 248H156L155 247V245L154 244H152ZM254 245L256 246V247H254ZM57 246V245H56ZM72 246H74L73 244H72ZM78 246V245H77ZM100 246H98V247H100ZM111 246H113V245H111ZM110 246V251H111V247ZM121 248H120V247ZM135 246H137V243H135ZM203 246V245H202ZM247 246V247H246ZM20 247V246H19ZM67 247V246H66ZM81 247V246H80ZM89 247V246H88ZM88 247H86V248H88ZM90 247H91V245H90ZM89 247V248H90ZM96 245L95 246H92L90 249H92V248H94L93 250H95L96 249ZM98 247H97V249L95 250V251H93L94 253L97 251V253H98ZM123 247V249H125ZM207 247V246H206ZM247 249H246V248ZM46 248V247H45ZM72 248V247H71ZM85 248V249H86ZM101 248H99V250H102ZM130 248V249H131ZM134 248V247H133ZM136 248V247H135ZM139 248V247H138ZM183 248V247H182ZM257 248V249H256ZM24 249V248H23ZM60 249H62L61 247H60ZM59 249V250H60ZM75 249V248H74ZM77 249V248H76ZM84 249V251L87 253H90L89 252V250L88 251H86ZM107 249V250H106ZM118 249H120V250H118ZM137 249V248H136ZM200 249H202L201 247H200ZM204 249H206V248H203L202 250H201V252H203V254H204V252H205V250ZM46 250V249H45ZM64 250H66V249H64ZM64 250H62V251H64ZM82 250V249H81ZM80 250V251H81ZM12 251V250H11ZM24 251H26V250H24ZM23 251V252H24ZM55 251V250H54ZM61 251V250H60ZM76 251V250H75ZM74 251V252H75ZM91 251V250H90ZM91 251V252H92ZM127 250H125V252H126ZM206 251H208V250H206ZM65 253H66V255H67V259H69L68 257V254H67V252L66 251H64ZM83 252V251H82ZM93 252L90 254V255H95V254H93ZM100 252V251H99ZM101 252H103V251H101ZM117 252H120V253H117ZM200 252V253H201ZM212 252V253H213ZM18 253V252H17ZM53 253V252H52ZM88 253L87 254H85L84 255V257L86 256V255H88ZM127 253V252H126ZM125 253V254H126ZM173 253V252H172ZM210 254L211 253V251H208V252H206V254ZM25 254V253H24ZM81 254V253H80ZM83 254V253H82ZM103 255H104V253H102ZM117 254V255H116ZM55 255V254H54ZM60 255V254H59ZM63 255H65V254H63ZM76 255V254H75ZM90 255H88V259H89V256ZM98 255H99V253H98ZM127 255V254H126ZM126 255H125V257H126ZM169 255V254H168ZM175 255H176V253H175ZM174 255V256H175ZM214 255V254H213ZM81 256H83V255H81ZM97 255H95V257H94V260L97 258L96 257ZM115 256H117V257H115ZM165 255H163V256H161L162 258L164 257ZM179 256V255H178ZM181 256V255H180ZM180 256H179V258L178 259H180ZM202 256V255H201ZM223 256V257H222ZM49 257H51L52 258V256H49ZM73 257V256H72ZM71 257V258H72ZM84 257H83V259H84ZM101 257H103V256H101ZM104 257H106V256H104ZM114 257V258H113ZM121 257H122V260H123V258H124V255L122 256L121 255ZM154 257V256H153ZM182 257V256H181ZM212 257V258H211ZM210 257V260L208 259L209 257H207V259L209 260V262L210 261H214V260H212L213 258H215V255L214 256H211ZM221 257V258H220ZM30 258V257H29ZM50 258V259H51ZM66 258V257H65ZM143 258V260H146V259H144V257H142ZM160 259L159 258V260H156V261H154V263L153 264H173V262H170L169 263V261H167L166 259H169L168 258V256L165 258H163V259ZM170 258H172V257H170ZM203 258V257H202ZM28 259V258H27ZM26 258L24 259V260H27ZM50 259H48L49 261H48V264H49V262L50 261H52L50 264H53L54 263V260L55 259H53V260H50ZM101 259V258H100ZM110 259V257L109 258H104V260H106V261H104V262H107V263H104V264H108V260L110 261L111 260ZM120 259V260H119ZM156 259V258H155ZM173 259V258H172ZM177 259V260H178ZM204 259V258H203ZM216 259V260H217ZM23 260V259H22ZM65 260V259H64ZM73 260H74V258H73ZM76 260V259H75ZM90 260V259H89ZM88 260V261H89ZM91 260H93V257L91 258ZM102 261H103V259H101ZM115 260V261H116ZM151 260V259H150ZM149 260V261H150ZM207 260V261H208ZM60 261V260H59ZM72 261V260H71ZM77 261V260H76ZM112 261V260H111ZM174 261H176V260H174ZM206 261V262H207ZM16 262V261H15ZM35 262V261H34ZM62 262V261H61ZM69 262V261H68ZM84 262V264H87V263H85V260L83 261ZM209 262H208V264H209ZM217 262H212V264H214V263H217ZM17 263V262H16ZM63 263V262H62ZM67 263V262H66ZM65 263V264H66ZM72 263H74V261L72 262ZM149 263V262H148ZM176 263V262H175ZM178 263V262H177ZM192 263V262H191ZM201 263V262H200ZM29 264V263H28ZM33 264V263H32ZM37 264V263H36ZM71 264V263H70ZM83 264V263H82ZM114 264V263H113ZM149 264H152V262H150ZM182 264V263H181ZM187 264V263H186ZM202 264H204V263H202ZM207 264V263H206Z\"/></svg>",
  "mask_w": 264,
  "mask_h": 264
}]
</instances>
